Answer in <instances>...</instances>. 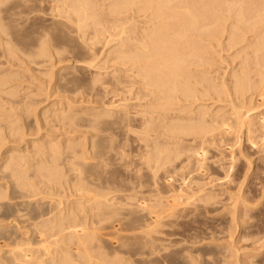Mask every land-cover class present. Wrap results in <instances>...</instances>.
I'll use <instances>...</instances> for the list:
<instances>
[{
	"label": "bare ground",
	"instance_id": "bare-ground-1",
	"mask_svg": "<svg viewBox=\"0 0 264 264\" xmlns=\"http://www.w3.org/2000/svg\"><path fill=\"white\" fill-rule=\"evenodd\" d=\"M1 1V0H0ZM7 1V0H6ZM9 1V0H8ZM51 1V0H50ZM58 1V0H57ZM3 2V1H2ZM43 2V1H42ZM61 2V0H60ZM1 3V2H0ZM4 3V2H3ZM56 3V2H55ZM36 4V3H35ZM33 5V8L36 6V5ZM53 4V3H52ZM58 4H61V3H58ZM62 6L58 7L55 12L56 14H52V15H55L57 16L56 19H59L61 20L62 22L61 23H58V25H60V28L62 27H66V31H68L69 28L71 27H74V29H70L68 31L67 34H76V38L77 36L79 37V40L77 38V41L79 43V41L81 43H77L78 45L76 46H79L81 44H84L82 47L84 49H86V51L83 49V48H78V49H83V54L84 52H87L89 51L87 54H92L94 52V54L92 55H87L85 53L84 57L87 55L89 58V62L90 61H94L96 59L97 56L103 54L102 52H105L103 51V48L104 49H107L109 47V52H107L106 54L108 55V57L110 56H113L112 59H115L113 60L112 63L115 64V62L117 63L115 66H119V70L115 71L116 73V76H118L120 73V77H115L113 76L112 80L115 81L114 84L116 83V87L118 86H123V87H126V90L128 92V90L130 89H127V87L131 88L132 89L134 87H136V96H137V99H143V100H149L150 101H153L152 104V109L150 110L148 107V109L150 110L149 112H153V114L157 116L156 117H153V119H150L147 121V123H145V130L141 132V136L139 137L140 141L142 142H149V140L147 138H144V136H148V138H150L147 133L150 132V133H154L156 131H159V129L162 128V133L163 134H159V135H162L163 137L165 136L164 141L162 140V142H158V140H156L157 142L153 143V148L154 149H151L153 150L152 151V155L149 156L147 159H143V160H146V162L144 163V167H147L146 169H148L149 171V175L152 179H156L158 178V174H160V172L162 170H164V173H165V168L167 167L168 164H170L171 162H178V160H180L184 155H188V157H193L192 160L195 158L196 160V165L193 164V169L194 167L196 166V172H195V169H194V175L195 173H198L197 171H199V173L201 172V170L204 169L205 165H206V161H204L206 159V157L209 155L207 154V151L205 149V146H206V141L207 140H210V139H207L205 142L202 141L205 143V146L204 144H202L198 149L197 148H194V145L190 144L188 146L187 143L183 144V142L181 143L180 139H181V136H186V137H189L188 135L190 134V136H197V138L199 137H204V140L206 139V137H210L208 136L209 134H213L215 132V134L217 135V132H221V133H225L224 136H226L227 134H231L234 132V134H241V133H244V134H247L246 136L247 137H251V135H253V133L255 131H252L254 129V125L251 119V116L252 114L250 115V112L254 109L252 108V104L249 103V104H246L245 101L247 99H249L248 101L251 102L252 98L254 96H256L257 98H259V101L258 102H261V104H263L264 102V0H67V1H64L62 0ZM22 4L18 5L17 4V7L21 6ZM25 7H27V5H24ZM23 7V6H21ZM31 6H29L30 8ZM52 7V6H51ZM16 8V7H15ZM14 8V9H15ZM20 8V7H19ZM24 8V7H23ZM56 8V7H55ZM105 8H109L108 10L105 9ZM13 9V8H12ZM17 9V8H16ZM31 9V8H30ZM129 9H133V13L130 14L131 16L132 15H135L137 14L138 12L142 14H145V16H148L150 18V21H142L140 24L143 26L141 27L140 24H135L133 27L129 26V22L130 20H132L131 18H133V16L131 17H128L129 13H130V10ZM11 11V10H10ZM31 11V10H30ZM38 11L40 12V10L38 9ZM42 11V10H41ZM50 11V9H49ZM105 11H108V12H105ZM126 11H129L127 13V15L125 14ZM25 12V11H24ZM26 12H29L27 11L26 9ZM38 12V13H39ZM50 12H53L50 11ZM125 12V13H124ZM135 12V13H134ZM16 13V12H15ZM23 13V12H22ZM32 13V12H31ZM104 13H107V14H104ZM126 15L124 18H122V21L121 18H119L118 16L120 14ZM138 13V15H139ZM25 14V13H24ZM27 14V13H26ZM116 15V17H115ZM11 16V15H10ZM15 16V15H14ZM53 16V19L54 17ZM100 16H103L102 18H100ZM142 16V15H141ZM1 17V15H0ZM13 17V16H11ZM112 17V18H111ZM118 17V19H117ZM127 17V18H126ZM37 18V16H36ZM34 18V19H36ZM41 18V17H40ZM47 18V17H46ZM111 18V19H110ZM30 19V18H29ZM33 19V18H32ZM120 19V20H119ZM125 19V20H124ZM43 20H46L45 18ZM135 20V19H134ZM14 21V20H12ZM11 21V22H12ZM31 21V19H30ZM33 21V20H32ZM31 21V22H32ZM58 21V20H57ZM133 21V20H132ZM131 21V22H132ZM38 22V20H37ZM89 22H93L95 23L96 27H98L99 25V28L100 26H107V30L104 31V33H106V36L105 34L101 31V33L105 36V37H102L101 35V38H95V36H91V38L87 37V30L88 28H90V23ZM134 22V21H133ZM228 22H230V25L229 26H225V24H227ZM13 23V22H12ZM34 23V22H33ZM39 23H42V22H39ZM48 23V22H47ZM137 23V22H135ZM35 24H37L35 22ZM44 24V22H43ZM43 24L41 26H43ZM134 24V23H133ZM149 24V26H148ZM4 25V24H3ZM12 25V24H11ZM15 25V22L14 24ZM29 25L31 26V24L29 23ZM90 25V26H89ZM126 25V26H125ZM33 26V25H32ZM48 26V25H47ZM53 26V25H52ZM52 26H50L52 28ZM62 26V27H61ZM110 26V27H109ZM54 27V26H53ZM57 27V26H56ZM96 27H93L94 29H97ZM13 28V27H12ZM16 28V26H15ZM27 28V27H26ZM36 28L40 29L39 33H35L38 34L36 35L37 37H39V35L42 33L41 30L43 31V29H41L40 27H32L30 28L31 30L34 29L36 30ZM64 28H62L64 30ZM11 29V28H10ZM46 29V28H45ZM44 29V30H45ZM48 29V28H47ZM53 29V28H52ZM87 29V30H86ZM14 30V29H13ZM12 30V31H13ZM17 30H20V29H17ZM29 30V28H28ZM49 30V29H48ZM48 30H45V31H48ZM51 30V29H50ZM0 39L2 42L6 43L4 44L6 49L8 51L11 52L10 48L12 47V45H10L11 47H9V49L7 48V46H9V44L7 43L8 41H5V39H3L2 37L4 36H9L8 35V30H5V28L1 27L0 25ZM33 31V30H32ZM31 31V32H32ZM44 31L43 34H46V32ZM60 31V30H58ZM90 31V30H89ZM114 31V32H112ZM10 32V31H9ZM16 32V31H15ZM13 31V33H15ZM19 32V31H17ZM26 32V31H24ZM29 32V34L31 33ZM41 32V33H40ZM51 32V31H49ZM92 32V30L90 31V33ZM227 32L226 34H228V42L229 43L228 45H232L233 49L234 48H240V51H239V54H234L236 55L237 57L241 56V54L244 55V57L242 58L243 61L238 65V69H237V66H236V70L234 69V71H232V73L230 74V76L233 75V82L231 83L232 85V88L231 90L227 89L226 86L224 84L226 83H222L223 80H218V81H222L221 82V86L220 84H216L214 79L211 78L213 75H211L210 77V74L207 72V70H209V72H212L210 71L211 68H208L211 61H209V59L206 57L207 54H211V51L214 52V46L218 49H221L219 48L220 46L218 44H221L219 43V38L222 37L221 35L223 33ZM48 33V32H47ZM57 33V32H56ZM64 33V32H63ZM97 33L100 35V31H97ZM97 33H94L97 34ZM34 34V33H32ZM31 34V35H32ZM42 34V35H43ZM61 34V33H60ZM2 35V37H1ZM4 35V36H3ZM16 35V34H15ZM24 35V34H23ZM34 35V36H35ZM62 35V34H61ZM91 35V34H90ZM89 35V36H90ZM224 35V34H223ZM11 36V35H10ZM27 36V35H25ZM41 36V35H40ZM48 36V35H47ZM46 36V37H47ZM55 37L59 36V35H54ZM63 36V35H62ZM15 37V36H14ZM17 37V36H16ZM32 37V36H31ZM43 37V36H41ZM49 37V36H48ZM65 37V36H64ZM68 37V36H67ZM66 37V39H67ZM72 37V36H71ZM92 37H93V40H94V43L92 44H88L89 40H87L86 42V39H90V43H91V40H92ZM22 38V37H21ZM26 38V37H25ZM50 38H51V35H50ZM53 38V37H52ZM4 41H3V40ZM14 39V38H13ZM17 39V38H16ZM30 39V38H28ZM34 39V38H33ZM41 38V40L39 41L40 42V45H39V51L34 55L36 58H45L47 57L50 53V51L48 52L47 50V43L49 40H46ZM48 39V38H47ZM54 39V38H53ZM52 39V43H54ZM64 39V38H63ZM62 39V40H63ZM69 39V38H68ZM67 39V40H68ZM227 39V38H226ZM20 40V39H18ZM17 40V42H19ZM27 40V39H26ZM31 40V39H30ZM35 40V39H34ZM92 40V42H93ZM51 41V40H50ZM49 41V42H50ZM96 41V42H95ZM221 41V40H220ZM9 42H12L9 41ZM31 42H34V41H31ZM58 42V40H57ZM57 42L55 44H57ZM66 42V41H65ZM69 42V41H68ZM67 42V44H68ZM71 42V41H70ZM74 42V41H72ZM83 42V43H82ZM86 42V43H85ZM103 44H102V43ZM218 42V43H217ZM222 42V41H221ZM13 43V42H12ZM20 43V42H19ZM27 43V42H26ZM25 43V44H26ZM101 43L103 48H102V52L98 51V50H95L96 52L98 51V53H100L98 55L95 54L96 52L93 51L94 48H96V44L97 45H101L99 44ZM217 43V45L215 44ZM1 44V43H0ZM8 44V45H7ZM54 44V45H55ZM74 44V43H73ZM88 44V45H87ZM225 44V43H224ZM7 45V46H6ZM17 45V44H16ZM66 45V43H65ZM112 45H115L114 47L110 48ZM230 46H227V48L229 47V49H231L232 47ZM3 45H1L0 47H2ZM19 45H17L18 47ZM23 46V45H22ZM38 46V45H37ZM51 46V44L49 45ZM68 46V45H66ZM95 46V47H94ZM224 46V45H223ZM226 46V45H225ZM239 46V47H238ZM4 47V46H3ZM2 47V50H5L3 49ZM16 47V48H17ZM21 47V46H20ZM53 47V46H51ZM70 47V44L69 46ZM72 47V46H71ZM70 47V49H71ZM98 47V46H97ZM231 47V48H230ZM14 50L16 49L15 47H13ZM25 48V47H24ZM28 48V47H27ZM37 48V47H36ZM56 48V47H55ZM59 48V47H58ZM72 48H75L72 47ZM77 48H75L74 50L78 51ZM101 48V47H100ZM12 49V48H11ZM19 49V48H18ZM38 49V48H37ZM51 49V48H50ZM54 49V48H53ZM52 49V50H53ZM88 49V50H87ZM226 49V48H225ZM224 49V50H225ZM232 49V50H233ZM13 50V49H12ZM27 50V49H26ZM55 50V49H54ZM72 50V49H71ZM107 50V51H108ZM217 50V49H216ZM237 50V49H236ZM17 51V50H15ZM20 51V50H18ZM17 51V52H18ZM57 52H54L55 55L59 52L58 50H56ZM66 51V49H65ZM5 52V51H4ZM3 52V53H4ZM14 51H12L10 54L14 55L13 53ZM24 52H27V51H24ZM29 52V51H28ZM31 52V51H30ZM71 52H74L73 50ZM79 52V51H78ZM80 52V53H82ZM219 52V51H218ZM1 53V54H3ZM8 53H5V54H8ZM32 53V52H31ZM30 53V54H31ZM49 53V54H48ZM52 53V54H54ZM61 53V51H60ZM66 53L69 54L68 51H66ZM76 53V52H75ZM217 53V52H215ZM223 54V51L220 52ZM238 53V51H237ZM19 54V53H18ZM23 54V53H22ZM77 54V53H76ZM219 54V53H218ZM217 54V56H218ZM9 55H8V58H9ZM21 55V54H20ZM26 55V54H25ZM53 55V56H55ZM63 55V54H62ZM66 55V54H65ZM82 55V54H81ZM107 55L105 56V58H108ZM216 56V54H213V56ZM234 55H232L234 57ZM17 56V55H16ZM23 56V55H22ZM78 56V55H77ZM77 56H75V58H78ZM80 56V55H79ZM103 56V55H102ZM212 56V55H211ZM235 56V57H236ZM3 57V55H2ZM1 57V58H2ZM14 57V56H13ZM12 57V58H13ZM25 57V56H24ZM30 57V56H29ZM34 57V58H35ZM56 59H57V56H55ZM52 58V60H54V58ZM67 57V55H66ZM70 57V56H68ZM67 57V59H68ZM83 57V55H82ZM100 57V56H99ZM210 57V56H209ZM223 56H221L222 58ZM236 57V59H238ZM0 58V59H1ZM20 58V57H18ZM17 58V60H18ZM33 58V59H34ZM62 58V57H61ZM59 58L58 61L61 59ZM65 58V57H64ZM81 58V57H79ZM103 58V57H102ZM217 59V57H215ZM220 58V57H219ZM224 58V57H223ZM241 58V57H240ZM239 58V59H240ZM5 59V58H4ZM11 59V57H10ZM14 59V58H13ZM25 59V58H24ZM72 59H73V56H72ZM87 60V58H85ZM112 59H107L108 61H112ZM235 59V60H236ZM12 60V59H11ZM22 60V59H21ZM20 60V61H21ZM26 60V59H25ZM37 60V59H36ZM51 60V61H52ZM65 60V59H64ZM78 61H75L76 63L79 62V59H77ZM82 60V58H81ZM80 60V61H81ZM86 60H82V62L85 63ZM106 60V59H105ZM106 60V61H107ZM212 60V59H211ZM241 60V59H240ZM10 61V60H8ZM14 61V60H13ZM13 61L11 62H8L7 64H10L12 63L13 64ZM16 61V60H15ZM14 61V63H15ZM19 61V62H20ZM34 61V60H33ZM61 61V60H60ZM71 61V59L69 60V62ZM74 61V59H73ZM72 61V62H73ZM107 61V62H108ZM216 61V60H215ZM6 62V61H5ZM4 62V63H5ZM18 62V63H19ZM39 62V60H38ZM41 62V61H40ZM39 62V63H40ZM66 62H68V60H66ZM102 62V61H101ZM214 62V61H213ZM2 63V62H1ZM21 63V62H20ZM27 63V62H26ZM29 63V62H28ZM37 63V64H39ZM43 63V61H42ZM49 63V62H48ZM58 63V62H57ZM60 63V62H59ZM75 63V64H76ZM88 63V62H87ZM106 63V62H105ZM212 63V62H211ZM17 64V61L16 63ZM14 64V65H15ZM32 64V62H31ZM41 64V63H40ZM44 64V63H43ZM41 64V65H43ZM53 64V63H52ZM86 64V63H85ZM89 64V63H88ZM86 64V65H88ZM92 64V67L93 68V63L90 62V66ZM213 64V63H212ZM230 64V63H228ZM1 65V64H0ZM3 65V63H2ZM11 65V64H10ZM26 65V64H24ZM28 65V64H27ZM40 65V66H41ZM46 65V64H44ZM59 65V64H58ZM81 65V64H79ZM96 65V64H95ZM98 65V64H97ZM216 65V64H215ZM227 65V64H226ZM233 65V63H232ZM232 65H228V67H231ZM18 66L17 68L21 67L22 66H19V65H16ZM40 66H36L38 68H40ZM49 66V65H48ZM74 66V65H73ZM82 66V65H81ZM3 67V66H2ZM10 67V66H9ZM12 67V65H11ZM24 67V66H23ZM26 67V66H25ZM29 67H31L30 65L27 66V72ZM47 67V66H46ZM76 67V66H75ZM74 67V68H75ZM80 67V66H79ZM106 67V66H105ZM114 67V66H113ZM207 67V70L205 69ZM211 67V66H210ZM216 67V66H215ZM227 66L225 68H228ZM34 68V67H33ZM37 68V69H38ZM72 68V67H71ZM90 68V67H89ZM88 68V69H89ZM97 68V67H96ZM111 68V67H110ZM217 68V67H216ZM216 68H213L214 70H216ZM219 68V67H218ZM11 69V68H10ZM87 69V68H86ZM85 69V70H86ZM98 69V68H97ZM96 69V70H97ZM100 69V67H99ZM105 69V68H104ZM115 69V68H114ZM117 69V68H116ZM115 69V70H116ZM3 70V69H2ZM9 70V69H8ZM14 70V69H13ZM68 70V69H67ZM76 70V69H74ZM95 70V69H94ZM92 70V71H94ZM95 70V72H96ZM102 71V69H100ZM107 70V69H106ZM1 71V70H0ZM33 71V69L31 70ZM30 71V72H31ZM41 71V70H38V72ZM47 71V70H46ZM72 70H70V73H71ZM91 71V72H92ZM119 71V72H118ZM217 71V70H216ZM3 72V71H2ZM6 72V71H5ZM4 72V73H5ZM43 71H41L40 73H42ZM69 72V70H68ZM90 72V74H91ZM100 72V71H99ZM234 72V73H233ZM8 73V72H7ZM15 73V72H14ZM13 73V74H14ZM19 73V72H18ZM25 73V72H24ZM35 72H33L32 74L34 75ZM37 73V72H36ZM46 73V72H44ZM47 73H49V71H47ZM46 73V76H48ZM64 73V72H63ZM63 73H60V75H62ZM98 73V72H97ZM212 73H215V72H212ZM222 73V72H221ZM29 74V73H28ZM31 74V76H32ZM79 74V73H78ZM88 74V73H87ZM94 74V73H93ZM100 74V73H99ZM107 74V73H106ZM111 74V73H110ZM224 74V73H223ZM222 74V75H223ZM27 75V74H26ZM44 75V74H42ZM105 75V74H104ZM216 75V74H215ZM226 75V74H224ZM10 76L12 75H6L5 74H0V94L1 96H4L6 95L8 98L13 96V92H8V93H5V91H3V89L8 86L9 82H10ZM18 76V75H17ZM45 76V75H44ZM59 76V74H58ZM78 76V75H77ZM93 76V75H92ZM96 76V75H95ZM220 76V75H219ZM229 76V75H228ZM16 77V75L14 76ZM20 77V76H19ZM99 77V76H98ZM104 77V76H102ZM112 77V76H111ZM115 77V79H114ZM221 77V76H220ZM219 77V78H220ZM38 78V77H37ZM40 78V77H39ZM95 78V77H94ZM101 78V76H100ZM99 78V79H100ZM107 78V76H106ZM224 78V77H223ZM13 79V77L11 78V80ZM18 79V78H17ZM20 79V78H19ZM21 79H23L21 77ZM32 79H34L32 77ZM30 79V80H32ZM93 79V78H92ZM96 79V78H95ZM108 79V78H107ZM217 79V78H216ZM228 79V78H227ZM229 79V80H230ZM101 80V79H100ZM110 80V79H109ZM18 81V80H17ZM79 82L83 81V80H78ZM88 81V79H87ZM225 81V80H224ZM228 81V80H227ZM20 82V81H19ZM22 82V81H21ZM78 82L79 86L81 85L80 83ZM85 82V80H84ZM91 82V81H90ZM95 82V81H93ZM104 82V81H103ZM226 82V81H225ZM89 83V82H88ZM99 83V81H98ZM18 84V83H17ZM60 84V83H59ZM90 84V83H89ZM94 84V83H92ZM223 84V85H222ZM229 84V82L227 83ZM22 85V83H21ZM66 85V84H65ZM91 85V84H90ZM89 87H93V86H90ZM107 85H110V84H107ZM13 86V85H12ZM59 86V85H58ZM57 86V87H58ZM82 86V85H81ZM104 86V84L102 85V87ZM106 86V85H105ZM4 87V88H3ZM62 88V85L60 86ZM59 87V88H60ZM69 87V86H68ZM71 87V86H70ZM86 87V86H85ZM84 87V88H85ZM88 87V86H87ZM99 87V86H97ZM96 87V90L98 89ZM108 87V86H107ZM229 87V86H228ZM13 88V87H12ZM76 88V87H75ZM84 88H80L81 90L84 89ZM104 88V87H103ZM102 88V89H103ZM2 89V90H1ZM17 89V88H16ZM15 89V90H16ZM66 89V88H65ZM70 89V88H69ZM87 89V88H86ZM85 89V90H86ZM89 89V88H88ZM93 89V88H91ZM95 89V88H94ZM110 89V88H109ZM118 89V88H117ZM116 89V90H117ZM124 90V88H122ZM9 90V89H8ZM84 90V91H85ZM104 90V89H103ZM111 90V89H110ZM115 90V91H116ZM60 91V90H59ZM58 91V92H59ZM75 91V89H74ZM95 91V90H94ZM100 91V90H99ZM114 91V90H113ZM119 91V90H118ZM125 91V90H124ZM20 92V91H19ZM107 92V91H106ZM126 92V91H125ZM212 92V93H211ZM4 93V95H3ZM65 93V92H63ZM69 93V92H68ZM67 93V94H68ZM76 93V92H74ZM81 93V92H80ZM85 93H88V92H85ZM90 93V92H89ZM102 93V92H101ZM108 93V92H107ZM118 93V92H117ZM22 94V93H21ZM70 94V93H69ZM73 94V92L71 93V95ZM100 94V93H99ZM121 94V93H120ZM127 94V93H126ZM125 94V96H126ZM133 94V93H132ZM212 94L213 95V98L214 96L217 97L218 101L219 99H225V98H229L230 101L228 102H231V105H232V108L231 110H233V112H231L230 115L231 117L233 118H225V115H222V114H219V112L217 113V115H211L213 117H208L209 121L205 119V115H209V112L208 114L206 112H203L206 113V114H203L202 110L199 111V109H196L195 107V110L199 111L198 113L194 114L195 116L197 115V118H193L191 119L189 122L187 120V117H186V120H187V123L188 125L185 126V124H179L181 126H184V127H179V125L176 126L177 123H174V120L175 119H178L179 116L180 118H182L181 116L183 115H180L181 112H183V108L186 110L185 107L183 106H178V104L180 105L181 103L183 102H191V103H195L197 104L198 102H195V100H199V99H209L212 98ZM16 95H17V92H16ZM102 95V94H101ZM113 95V93L111 94ZM116 95V94H115ZM119 95V94H118ZM128 95V99L130 100V96L129 94ZM14 96H15V93H14ZM77 96L74 95V97ZM110 96V95H109ZM6 97V98H7ZM22 97V96H21ZM78 97V96H77ZM76 97V99H77ZM103 97V96H101ZM119 97V96H118ZM132 97V96H131ZM235 97V98H234ZM5 98V97H4ZM5 98V100H6ZM20 98V97H19ZM26 98H28L26 96ZM104 98V97H103ZM127 98V96H126ZM148 98V99H147ZM212 98V99H213ZM1 99V97H0ZM69 99H72L73 100V97L69 98ZM67 99V100H69ZM107 99V98H106ZM109 99V98H108ZM122 99V98H121ZM136 99V100H137ZM205 99V101H206ZM215 99V98H214ZM256 99V98H255ZM4 100V99H3ZM18 100V99H17ZM75 100V98H74ZM73 100V101H74ZM197 100V101H198ZM226 100V99H225ZM225 100H222L225 101ZM6 101H9L6 100ZM11 101V100H10ZM14 101V100H12ZM23 101V100H22ZM25 101V100H24ZM23 101V102H24ZM82 101V100H81ZM81 101L79 103H81ZM94 101V100H93ZM108 101V100H107ZM131 101V100H130ZM135 101V100H134ZM139 101V100H138ZM137 101V102H138ZM202 101V100H199V102ZM204 101V100H203ZM217 100L215 99L213 102H216ZM217 101V102H218ZM247 101V102H248ZM71 102V100L69 101ZM68 102V103H69ZM99 102V101H98ZM117 102V101H115ZM123 102V100H122ZM126 102V101H125ZM129 101H127L128 103ZM133 102V101H132ZM131 102V104H132ZM136 102V103H137ZM143 102V101H142ZM221 102V103H222ZM257 102V101H255ZM6 103V102H5ZM11 103V102H10ZM72 103V102H71ZM70 103V104H71ZM78 103V104H79ZM92 103V102H91ZM90 103V104H91ZM94 103V102H93ZM111 103V102H110ZM113 103V102H112ZM121 103V102H120ZM118 103V104H120ZM134 103V102H133ZM141 103V102H140ZM149 103V102H148ZM177 103V106L176 107V112L177 114H174L173 111L175 112V110H173V107H175ZM185 103V104H186ZM207 103V102H205ZM220 104V102H218ZM217 103V104H218ZM224 103V102H223ZM3 104V102H2ZM13 104V103H12ZM15 104V103H14ZM77 103H75L76 105ZM95 104V103H94ZM105 104V103H104ZM103 104V105H104ZM125 104V103H124ZM123 104V105H124ZM130 104V105H131ZM143 104V103H142ZM146 104V103H145ZM210 104V103H209ZM216 104V103H215ZM225 104V103H224ZM246 104V105H245ZM7 105H9L7 103ZM64 105V104H63ZM66 105V104H65ZM74 105V104H73ZM114 105V103H113ZM116 105V104H115ZM129 105V106H130ZM192 105V106H194ZM199 105V103H198ZM5 106V104H4ZM95 106V105H93ZM112 106V105H111ZM117 106V105H116ZM115 106V108H116ZM120 106H122V104L119 105V108H121ZM127 106V105H125ZM135 106V105H134ZM186 106V105H185ZM210 106V105H209ZM227 106V105H226ZM229 106V105H228ZM250 107L251 108H248L246 109L247 107ZM255 106V105H254ZM256 106L257 103H256ZM259 106H262V105H259ZM264 106V104H263ZM15 107V106H13ZM21 107V106H20ZM25 107V106H24ZM69 107V106H68ZM67 107V108H68ZM81 107V106H80ZM107 107V106H106ZM132 107V106H131ZM138 107V106H137ZM190 107V106H188ZM187 107V108H188ZM199 107V106H198ZM197 107V108H198ZM246 107V108H245ZM5 108V107H4ZM4 108L2 107V109L4 110ZM17 108V107H16ZM29 108V107H28ZM52 108V107H51ZM83 108V107H82ZM104 108V107H102ZM111 108V107H109ZM118 108V107H117ZM127 108V107H126ZM136 108V107H135ZM142 108V107H141ZM140 108V109H141ZM146 108V109H147ZM200 108V107H199ZM206 108V107H205ZM210 108V107H209ZM213 108V106H212ZM219 108V107H218ZM244 108L246 111H244ZM259 108V107H258ZM263 108V107H262ZM262 108L260 107V110H262ZM0 109V111L2 110ZM6 109V108H5ZM11 109V108H10ZM9 109V111H10ZM25 110V108H23ZM58 109V108H57ZM69 109V108H68ZM89 109V108H88ZM107 109V108H106ZM125 108H123L122 110H124ZM128 109V108H127ZM131 109V108H130ZM134 109V108H133ZM145 109V108H144ZM194 109V108H193ZM193 109L191 112H193ZM202 109V108H200ZM204 109V108H203ZM256 109V108H255ZM30 110V108H29ZM28 111H25V112H29ZM51 110V109H50ZM56 110V109H55ZM102 110V109H101ZM100 110V111H101ZM105 110V109H104ZM111 111V109H108ZM118 109H116L117 111ZM129 110V109H128ZM143 110V109H142ZM225 110V109H224ZM229 110V109H228ZM8 111V109H7ZM8 111V112H9ZM15 111V110H14ZM52 111V110H51ZM69 111V110H68ZM91 110H89L90 112ZM134 111V110H133ZM144 111V110H143ZM148 111V110H146ZM145 111V113H146ZM210 111V110H209ZM263 111V110H262ZM12 112V110H11ZM65 112V111H64ZM72 112V111H71ZM88 112V113H89ZM107 112V111H106ZM123 112H126V111H123ZM128 112V111H127ZM126 112V114H124V116L122 115L121 116V121H119V125H120V128L119 129H122V125L123 127L125 128V130H128L130 131V128L131 127V124L129 122L130 118L128 113ZM130 112V111H129ZM132 112V111H131ZM135 112V111H134ZM133 112V113H134ZM151 112V114H152ZM186 112V111H185ZM190 112V113H191ZM196 112V111H194ZM7 113V112H6ZM50 113V112H48ZM51 113H54L51 112ZM61 113V112H60ZM63 113V112H62ZM69 113V112H68ZM67 113V116H70L69 114ZM75 113V112H73ZM77 113V112H76ZM87 113V111L85 112ZM95 113V112H94ZM100 113V112H99ZM110 113V112H109ZM113 111L111 112V115H112ZM117 113V112H115ZM172 113V114H171ZM189 112L187 114H190ZM215 113H216V110H215ZM221 113H222V110H221ZM228 113V112H227ZM261 113V112H260ZM5 114V113H4ZM33 114V112L31 113ZM55 114V113H54ZM52 114V115H54ZM82 114L84 115L83 113V110H82ZM147 114V113H146ZM149 114V115H151ZM182 114V113H181ZM28 115V114H27ZM30 115V114H29ZM55 115H58V114H55ZM54 115V116H55ZM62 115V114H61ZM66 114H63V116L65 117ZM76 115V114H75ZM79 115V113L77 114V116ZM87 115V114H85ZM105 115V114H104ZM116 114H114V117H115ZM118 115V114H117ZM121 115V114H120ZM131 115V114H130ZM136 115V114H134ZM140 115V113H139ZM153 115V116H154ZM174 115V116H173ZM191 115V114H190ZM193 115V114H192ZM4 116V115H3ZM2 114H1V117H3ZM7 116V115H6ZM8 116H9V113H8ZM17 115H15L14 117H16ZM51 116V115H50ZM49 116V117H50ZM62 116V117H63ZM89 116V115H87ZM98 116V115H97ZM106 116V115H105ZM144 116V114H143ZM142 116V117H143ZM176 116V117H175ZM228 116V115H226ZM257 116V115H256ZM262 116V115H261ZM19 117V116H18ZM48 117V116H47ZM46 117V118H47ZM59 117V116H58ZM57 117V118H58ZM63 117V118H64ZM86 117V116H84ZM95 117V116H94ZM112 117V116H110ZM113 117V118H114ZM136 117H138L136 115ZM145 117V116H144ZM152 117V116H151ZM189 117V115H188ZM229 117V116H228ZM253 117V116H252ZM255 117V116H254ZM6 118V117H5ZM12 118V117H11ZM10 116H9V119H11ZM52 118V117H51ZM56 118V117H55ZM67 118V117H66ZM72 118V119H71ZM68 117V119L70 120H74L75 119V116L74 118L73 117ZM91 118V116H90ZM116 118V117H115ZM123 118V119H122ZM133 118V117H132ZM135 118V117H134ZM155 118V119H154ZM175 118V119H174ZM179 118V119H180ZM61 119V118H60ZM65 119V118H64ZM77 119V118H76ZM83 119V118H82ZM80 120V115H79V119L80 121H84V120ZM85 119V118H84ZM87 119V118H86ZM89 119V118H88ZM96 127L98 126V123L100 125L101 121H103V117L101 116H98V118L96 117ZM120 119V118H119ZM178 119V120H179ZM184 119V118H183ZM183 119H180L179 122ZM189 119V118H188ZM254 119V118H253ZM260 119V118H259ZM7 120V119H5ZM4 120V121H5ZM12 120H14L12 118ZM55 120H58V119H55ZM62 120V119H61ZM70 120V121H71ZM77 120V121H78ZM105 120V119H104ZM109 120V118H108ZM111 120V119H110ZM134 120V119H133ZM173 120L172 123L174 124L172 125L171 124V121ZM255 120V119H254ZM257 120V119H256ZM255 120V121H256ZM262 120V119H261ZM3 122V120H1ZM64 121V120H63ZM68 121V120H67ZM67 121H65L67 123ZM71 121V123H72ZM75 121V120H74ZM73 121V122H74ZM88 121V120H87ZM90 121V120H89ZM88 121V123H89ZM92 121V120H91ZM90 121V122H91ZM131 121V120H130ZM143 121V120H142ZM260 120H258L259 122ZM0 122V123H2ZM17 122V121H16ZM56 122V121H54ZM60 122V121H59ZM69 122V121H68ZM79 122V121H78ZM85 122V121H84ZM115 122H117V120H115ZM139 122V120H138ZM141 122V121H140ZM170 122V123H169ZM177 122V121H176ZM185 121H182V123H184ZM258 122H254L255 123H258ZM262 123H258V125H261L262 127L258 129V131L262 134H260L263 138H264V134L262 132H264V119L261 121ZM8 123V122H7ZM61 123V122H60ZM64 123V122H63ZM64 123V124H66ZM69 122L68 125L71 124ZM77 123V122H76ZM85 125L86 126H90V124L88 125ZM112 123H114L112 121ZM118 123H115L117 126H118ZM181 123V122H180ZM3 124V123H2ZM5 124V123H4ZM62 124V123H61ZM86 124V123H85ZM113 124V126L115 125ZM144 124V123H143ZM147 124V125H146ZM76 124L73 123L72 126H74ZM93 125V124H92ZM103 125V124H102ZM115 125V126H116ZM170 125V127H168ZM173 128H172V126ZM257 125V124H256ZM257 125V126H258ZM10 126V125H8ZM13 126V125H12ZM65 126V125H64ZM67 126V125H66ZM70 126V127H72ZM112 126V125H111ZM112 126V127H113ZM135 126V125H134ZM138 126V125H136ZM141 126V125H140ZM147 126V127H146ZM3 127V125H2ZM7 127V126H6ZM14 127V126H13ZM19 127V126H18ZM75 127V126H74ZM73 127V128H74ZM80 127V126H78ZM95 127V126H94ZM93 127V128H94ZM106 127V126H105ZM104 127V128H105ZM253 127V129H252ZM256 127V126H255ZM10 128V127H9ZM76 128V127H75ZM81 128H84V127H81ZM108 128V127H107ZM111 128V127H110ZM110 128H109V131H110ZM117 128V127H116ZM115 128V130H116ZM142 128V127H141ZM171 128V129H170ZM6 129V128H5ZM8 129V128H7ZM69 129V128H68ZM67 129V130H68ZM80 129V128H79ZM96 129V128H95ZM101 129V128H100ZM113 129V128H111ZM164 129L166 131H164ZM17 130V129H16ZM22 130V129H21ZM66 130V131H67ZM75 130H78V128H76ZM88 133H92L90 130V128H88ZM97 130V129H96ZM107 130V129H106ZM114 130V129H113ZM112 130V131H113ZM124 130V129H123ZM134 130V128H133ZM138 130V129H137ZM136 130V131H137ZM4 131V130H3ZM12 131V130H11ZM73 131V130H72ZM93 131V130H92ZM95 131V130H94ZM99 131V130H98ZM98 131H97V134H98ZM104 131V130H103ZM102 131V132H103ZM117 131V130H116ZM119 131V130H118ZM132 131V129H131ZM130 131V132H131ZM136 131H132L131 133L133 132H136ZM139 131H141V129H139ZM258 131H256L257 133H259ZM262 131V132H261ZM23 132V131H22ZM21 132V133H22ZM101 132V131H99ZM121 133V130L119 131ZM255 132V133H256ZM12 133V136H15V134L13 135V131L11 132ZM18 133V132H17ZM20 133V131H19ZM18 133V134H19ZM20 133V134H21ZM68 133V131H67ZM89 133V134H90ZM94 133V132H93ZM96 133V132H95ZM107 133V131H106ZM123 133V132H122ZM152 133V134H153ZM157 133V132H156ZM161 133V131L159 132ZM221 133H218V136ZM3 134V133H2ZM1 134V135H2ZM73 134V133H72ZM71 134V135H72ZM84 134L87 135V131L86 133L84 132ZM83 134V135H84ZM96 134V135H97ZM116 134V133H115ZM130 134V133H129ZM136 134V133H134ZM133 134V135H134ZM138 134V132H137ZM151 134V135H152ZM233 134V135H234ZM236 134V135H237ZM0 135V136H1ZM10 135V134H9ZM70 135V134H69ZM118 135V134H116ZM125 135V133H124ZM154 135H156L154 133ZM157 134V136L160 138ZM167 135V137H166ZM215 135V137H217ZM3 136V135H2ZM6 136V135H5ZM21 136V135H19ZM23 136V135H22ZM21 136V137H22ZM85 136V135H84ZM100 136V134H99ZM104 136V135H103ZM107 136V135H106ZM135 136V135H134ZM137 136V135H136ZM135 136V137H136ZM241 136V135H240ZM75 137V136H74ZM119 137V136H118ZM213 137V135H212ZM212 137H210L211 139H213ZM214 137V140L216 139ZM228 137V136H226ZM232 137V136H231ZM2 138V137H1ZM49 138V137H48ZM87 138V137H85ZM84 138V139H85ZM101 138V137H100ZM106 138V137H105ZM132 138V137H131ZM154 138V137H153ZM185 138V137H184ZM183 138V139H184ZM196 138V137H194ZM218 139L216 140V142H218L219 140V137H217ZM223 138V136H222ZM241 138V137H240ZM262 138V140H263ZM92 139H96V137L92 138ZM99 140V138H97ZM96 139V140H97ZM108 139V137L106 138ZM110 139H112L110 137ZM124 139V138H123ZM138 139V137H137ZM156 139V138H155ZM187 139V138H186ZM201 140V138H199ZM225 139V138H224ZM228 139V138H227ZM235 139V138H234ZM242 139V138H241ZM249 139H252L251 138H248L247 140ZM255 139V138H253ZM261 139V138H260ZM1 140V139H0ZM16 140V139H14ZM77 140V139H76ZM83 140V139H82ZM109 140V139H108ZM126 140V139H125ZM133 140V138H132ZM138 140V141H139ZM146 140V141H145ZM167 140V142H166ZM190 140V139H189ZM199 140V141H200ZM221 140V139H220ZM230 140V139H229ZM259 140V139H257ZM4 141V140H3ZM13 141V140H12ZM51 141V140H49ZM54 141V140H53ZM92 141V140H91ZM104 141V139H103ZM102 140L97 142V143H92L94 144L93 146L95 148L92 147L93 150H96L94 152L95 154V157H98V159L102 161V163L104 162V164L106 163L107 160V153L109 154L110 152V149L113 147L112 144H109V145H106V142L104 143ZM112 141H114L112 139ZM128 141V140H127ZM137 141V140H136ZM185 142V139L183 140ZM200 141V142H202ZM211 141V140H210ZM222 141V140H221ZM237 141V139H236ZM241 141V140H240ZM253 141V140H252ZM251 141V142H252ZM256 141V140H255ZM17 142V140H16ZM40 142V141H39ZM52 142V141H51ZM57 142V140L55 141ZM72 142V141H71ZM86 142V141H85ZM95 142V140H94ZM122 142V141H121ZM196 142V141H195ZM209 142V141H207ZM220 142V141H219ZM230 142V141H229ZM37 143V142H35ZM47 143V142H46ZM54 143V142H52ZM70 143V142H69ZM74 143V142H73ZM80 143H82L80 141ZM108 143H111L110 141ZM114 143V142H113ZM117 143V142H116ZM130 143V142H129ZM189 143V141H188ZM194 143V142H192ZM199 143V142H198ZM196 142V144H198ZM231 143V142H230ZM228 143V144H230ZM243 142H241L240 145H242ZM255 143V142H254ZM262 143V142H261ZM39 144V143H38ZM37 144V145H38ZM43 144V143H41ZM49 144V146L47 145L46 148H50V149H47L48 152H51L53 155L49 160H51L50 162L48 163H52L54 166H51L47 163V166L46 164L40 162V164H44L43 167H39V170H37V175L38 177H44V178H49L51 180H53L54 182L57 181L56 184L54 185H57L58 187H61L60 183H62V178L64 177V180L67 182L66 178L62 172L63 170H65L66 168H64L65 166H67V164L65 162H67L69 164V167H74V168H70V172H72L73 170V177H74V174H75V179L73 178L72 181L73 183H71V185L75 183V185L73 186V191H76V194L78 193L79 194V199H76L73 203L74 205L70 206L69 207V210H66L64 206H62L63 204V201L59 198L60 201H52L49 203L50 206H48V208H45L43 209L42 211H35L33 210L32 211V214H34V216L32 217V220L34 223L30 224L29 228L32 229V227L36 230V234L37 235H34L32 236L33 237H36L37 238H33L35 239V241H32L31 238H28V232L31 230H28L26 232H19V230L17 231V233L11 231L10 230H3V233L0 231V238L3 239L4 242V246H1L0 245V264H130V263H134V264H159L158 262H160V259H162V262L164 261L163 259L167 260L168 262L171 260H168L171 256V254H169V258H167L168 254L166 253L165 250L161 251L162 250V245L166 244L165 242H163V236L162 234L167 235L168 236H173L172 232H168L167 233V230H171V228H175L176 226L178 227L179 224L182 223L183 220H181V223H178L179 222V219H182L184 218V208L180 205H182V198H181V194H182V191H184V193L186 195H188V193H190L191 191L193 192V188H190L192 185H190V183L188 184V181L187 183H183L184 181V177H181V178H184L182 181V184L183 186L186 184L190 185V187L188 186V188L186 187H182L184 189H190L191 191L190 192H185L186 190H182L181 188V192L179 191V193H173V191H168L167 189H165L166 191L170 192L171 194L173 193V195L171 196V198H164L166 200H163L165 201L164 203L161 202V204H150V202L153 200L152 196V200L149 202L148 204V201L146 200V198H144V200L142 199L141 201L142 202H139L137 203L136 199L137 196H135L136 198L134 199V202L136 201V206H137V211H134V208H133V211L134 212H128L126 214H123L116 206V204L114 203L115 201H113L112 199H109L108 197L111 196L109 195V193H107L106 191L107 190H111L112 186H118L119 183H121V179L120 177L117 176V174L113 173V172H107V164H103L101 163V161L99 162V164H96V163H92L91 161L89 162L90 159L87 160V158L85 159V157L87 156H84V155H87L83 149L82 150H76L75 146H73L74 148H69L67 151L65 150L66 152V158L67 159H64V160H67L65 161L64 163L66 164L62 169V172H61V167H59V165L61 166V163L60 161H63L61 160L62 159V154H60L56 145L54 144H51L50 142L47 143ZM60 144V143H59ZM68 144V143H67ZM79 144V143H78ZM77 144V145H78ZM83 144V143H82ZM91 144V145H92ZM135 144V143H134ZM138 144V143H136ZM148 144V143H147ZM146 143L143 144L142 148L144 147L145 145V148H146ZM187 144V145H186ZM201 144V143H200ZM210 144V143H209ZM211 144H216V143H213L211 141ZM220 144V143H219ZM223 144V142H222ZM221 144V145H222ZM236 144V143H234ZM232 144V145H234ZM238 144V142H237ZM250 144V143H249ZM264 144V143H262ZM16 145V144H15ZM45 145V144H44ZM58 145V144H57ZM75 145V144H74ZM217 145V144H216ZM215 145V146H216ZM33 146V145H32ZM36 146V144H35ZM42 146V145H41ZM68 146H70L68 144ZM79 146V145H78ZM81 146V145H80ZM84 148L86 147L85 145H83ZM82 146V147H83ZM112 146V147H111ZM119 146V144H118ZM122 146V145H121ZM134 146V145H132ZM138 146V145H136ZM140 146V145H139ZM150 146V145H149ZM209 146V145H208ZM207 146V147H208ZM214 146V145H213ZM214 146V147H215ZM238 145H236L237 147ZM260 146V145H258ZM44 147V146H43ZM56 147V148H55ZM206 147V148H207ZM219 147V146H217ZM215 147V148H217ZM242 147V146H241ZM35 148V147H34ZM41 148V147H40ZM44 148V149H46ZM65 148V147H64ZM79 148V147H78ZM151 148V147H150ZM150 148H147V149H150ZM225 148V147H224ZM233 149L234 147L230 146V149ZM240 148V146H239ZM238 148V149H239ZM56 149L57 151L59 152H56ZM60 149V148H59ZM67 149V148H65ZM91 149V150H92ZM114 149V148H113ZM116 149V148H115ZM140 149V147L138 148ZM228 149V148H227ZM132 150V149H131ZM223 150V149H222ZM234 150V149H233ZM240 152H241V149H239ZM238 150V151H239ZM258 150V149H257ZM261 150V149H260ZM264 150V149H263ZM14 151V150H13ZM30 151V150H29ZM35 151V149H34ZM38 151V150H37ZM37 151L35 153V155L37 154ZM41 151V150H40ZM39 151V152H40ZM83 151V152H82ZM89 151V150H88ZM113 151V150H112ZM149 151V150H148ZM229 151V149L227 150ZM236 151V150H235ZM10 152V151H9ZM47 152V151H46ZM90 152V151H89ZM118 152V151H117ZM121 152V151H120ZM119 152V153H120ZM136 152H137V148H136ZM140 152V151H139ZM210 152V151H209ZM217 152V151H216ZM221 152V151H220ZM226 152V151H225ZM232 152V151H231ZM239 152V153H240ZM244 152V150H243ZM264 152V151H262ZM17 153V152H16ZM15 152H10V156L7 158L6 160V163L4 164L5 165V170L3 168L4 171H7L9 173L8 176L9 178H15L16 179V182L19 180V184H23V183H20V182H24V180L20 181V179H24L26 176L24 175H27L28 176V173L27 174H23L25 172H23L22 174L19 172V170H21V167L19 168L21 162L23 160H26V162L24 163H27V160H29V155H26L28 156H23V154H16ZM19 153H22V152H19ZM32 153H34L32 151ZM41 153L43 154V152L41 151ZM51 153H48V154H51ZM85 153V154H84ZM123 153V151H122ZM93 154V153H92ZM106 154V156H105ZM114 154V153H113ZM118 154V153H117ZM115 154V155H117ZM126 154V153H125ZM134 154V153H133ZM144 154V152H143ZM148 154V153H147ZM151 154V152H150ZM217 154V153H216ZM236 154V152H235ZM244 154V153H243ZM9 155V154H8ZM135 155V154H134ZM146 155V154H144ZM230 155V153H229ZM240 155V154H239ZM242 155V153H241ZM247 154H245L246 156ZM40 156V155H39ZM37 156V157H39ZM44 156V155H43ZM94 156V155H93ZM125 156V155H124ZM123 156V157H124ZM147 156V155H146ZM210 156V155H209ZM220 155L217 156V159ZM32 157V156H31ZM34 157V156H33ZM46 157V156H44ZM106 158L104 161L103 158ZM117 157V156H116ZM130 157V156H129ZM128 157V158H129ZM187 157V156H186ZM226 157V156H225ZM228 157V156H227ZM65 158V157H64ZM115 158V157H114ZM113 158V159H114ZM125 158V157H124ZM123 158V159H124ZM132 158V157H131ZM146 158V157H144ZM216 158V157H215ZM221 158H222V155H221ZM229 163L231 162H234L235 163V160H236V156H234L233 153H231V155L229 156ZM239 158V157H237ZM246 158V157H245ZM251 158V157H250ZM37 159V158H36ZM43 159V158H42ZM95 159V158H94ZM96 158V160H98ZM103 159V160H102ZM136 159V158H135ZM217 159H213V160H217ZM224 159V158H222ZM46 160V159H45ZM93 160V158H92ZM122 160V159H121ZM128 160V159H127ZM140 160V159H139ZM208 160V158L206 159ZM228 160V159H227ZM31 161V160H29ZM28 161V162H29ZM39 161V160H38ZM43 161V160H42ZM117 161V160H116ZM123 161V160H122ZM134 161V160H133ZM204 161V162H203ZM211 161L208 160V163ZM219 161V160H218ZM217 161V162H218ZM238 161V160H237ZM236 161V162H237ZM249 161V157H248V160ZM120 162V161H119ZM127 162V161H126ZM213 162V161H212ZM220 162V161H219ZM242 162V161H241ZM252 162V161H251ZM101 163V164H100ZM115 163H118L115 162ZM121 163V162H120ZM171 163V164H172ZM228 163V165H229ZM233 163V164H234ZM32 164V162H31ZM39 164V163H38ZM123 164V163H122ZM126 164V163H125ZM140 164V163H139ZM177 164V163H176ZM182 166H183V162L181 163ZM214 164V163H213ZM212 164V165H213ZM219 164V163H218ZM221 164H222V161H221ZM247 164V163H246ZM255 164V163H254ZM262 164V163H261ZM33 165V164H32ZM64 165V164H63ZM62 165V166H63ZM72 165V166H71ZM186 165V164H185ZM184 165V166H185ZM210 165V164H209ZM208 165V166H209ZM252 165V164H251ZM39 166V165H38ZM41 166V165H40ZM110 166V165H109ZM114 166V165H113ZM112 166V167H113ZM175 166V165H174ZM173 166V167H174ZM178 166V165H177ZM207 166V167H208ZM217 166V164H216ZM232 166V164H231ZM250 166V165H249ZM25 167V166H24ZM36 167V166H35ZM34 167V168H35ZM212 167V166H211ZM227 167V166H226ZM251 167V166H250ZM120 168V166H119ZM181 168V167H180ZM218 168V167H217ZM229 168V167H228ZM233 168V167H232ZM248 168V172H249V167ZM109 169V168H108ZM124 169V168H123ZM139 169V168H138ZM141 169V167H140ZM176 169V168H175ZM174 169V170H175ZM179 169V168H178ZM184 169L186 170L185 168H181V170ZM207 169V168H205ZM204 169V170H205ZM2 170V169H1ZM35 170V171H36ZM114 170V169H113ZM137 170V169H136ZM167 170V169H166ZM181 170H178L179 172ZM183 170V171H184ZM191 170V169H190ZM189 170V171H190ZM213 170H215L213 168ZM217 170V169H216ZM223 170V167L222 169ZM68 171V170H67ZM177 171V170H175ZM177 171V172H178ZM220 171V169H219ZM233 171V170H232ZM231 171V172H232ZM238 171V170H237ZM65 172V171H64ZM122 172V171H121ZM178 172V173H179ZM206 171H204L203 173H205ZM209 173V171H207ZM206 172V173H207ZM230 172V171H229ZM68 173V172H66ZM163 173V171H162ZM173 173V172H172ZM176 173V172H175ZM174 173V174H175ZM187 173V172H186ZM190 173V172H188ZM192 173V174H193ZM202 174V173H200ZM207 173V174H208ZM214 173V172H213ZM226 173V172H225ZM241 173V172H240ZM32 174V173H31ZM30 174V175H31ZM71 174V173H70ZM191 174V173H190ZM210 174V173H209ZM215 174V173H214ZM227 174V173H226ZM229 174V173H228ZM231 174V173H230ZM229 174V175H230ZM247 174V172H246ZM6 175V174H5ZM120 175V174H119ZM173 175V174H172ZM180 175V174H178ZM178 175H176L178 177ZM188 175V174H187ZM186 175V176H187ZM205 174L203 175H200L204 177ZM218 175V174H217ZM223 175L224 172H223ZM69 177V174L67 175ZM71 176V175H70ZM189 176V175H188ZM192 176V175H191ZM190 176V177H191ZM235 176V175H234ZM241 176V175H240ZM244 177L246 175H243ZM124 177V176H123ZM138 177V175H137ZM144 177V176H143ZM162 177V176H161ZM165 177V176H164ZM172 177V176H170ZM169 177V178H170ZM174 177V176H173ZM194 177V176H193ZM199 177V178H200ZM209 177V175H208ZM214 177V176H212ZM237 177V176H236ZM71 178V177H69ZM128 178V177H127ZM132 178V177H131ZM134 178V177H133ZM180 178V179H181ZM228 178V177H227ZM233 178V177H232ZM243 178V177H242ZM7 179V178H6ZM124 179V178H123ZM159 179V178H158ZM157 179V180H158ZM168 179V178H167ZM171 179V178H170ZM174 179V178H172ZM171 179V180H172ZM179 179V180H180ZM187 179V178H186ZM229 179V178H228ZM246 179V177H245ZM26 180V179H25ZM32 180V179H31ZM35 180V179H34ZM63 180V182H65ZM136 182H132V184H139V187L142 188L143 186L141 185H145L142 183V179L140 180L136 178ZM165 180V179H164ZM188 180V179H187ZM190 180V179H189ZM192 180V179H191ZM214 180V179H212ZM238 180V179H237ZM235 180V181H237ZM242 180V179H241ZM247 180V179H246ZM262 180V179H261ZM29 181V180H27ZM33 181V180H32ZM37 181V180H36ZM41 181V180H40ZM47 181V180H46ZM45 181V182H46ZM52 181V182H53ZM71 181V180H70ZM68 181V182H70ZM71 181V182H72ZM131 181V180H130ZM155 181V180H154ZM161 181V179H160ZM174 182V180H172ZM178 181V180H177ZM186 181V180H185ZM195 181V180H194ZM198 181V180H197ZM200 181V180H199ZM202 182H204V180H201ZM206 181H207V178H206ZM228 181V180H227ZM230 181V180H229ZM240 181V180H239ZM31 182V181H30ZM29 182V184H30ZM35 182V181H34ZM38 182V181H37ZM51 182V183H52ZM53 182V183H54ZM66 182L65 184H63V186L65 185V190L66 192L68 190H70V188H66ZM67 182V183H68ZM119 182V183H118ZM124 182V181H123ZM123 182L122 185L123 186ZM128 182V181H127ZM165 182H168V181H165ZM245 182V181H244ZM257 182V181H256ZM13 183V182H12ZM28 183V182H27ZM40 183V182H39ZM43 183H44V180H43ZM131 183V182H130ZM161 183H164L161 182ZM177 183V182H176ZM175 183V184H176ZM179 183V182H178ZM181 183V182H180ZM193 183V182H192ZM197 183V182H196ZM209 184V182H207ZM212 183L214 184L215 182L212 181ZM211 183V184H212ZM230 183V182H229ZM236 183V182H235ZM34 184V183H33ZM37 184V183H36ZM49 184V183H48ZM60 184V185H59ZM126 184V183H125ZM129 184V182H128ZM149 184V183H148ZM167 184V183H166ZM212 184V185H213ZM216 184V183H215ZM232 184L234 183H231V186ZM242 184H243V181H242ZM13 185V184H12ZM24 185V184H23ZM25 185L27 186L26 184V181H25ZM32 186V183L30 184ZM37 185H40V184H37ZM68 185H70L68 183ZM155 185V184H154ZM158 185V184H157ZM164 185V184H162ZM170 182L168 183V185L166 186H170ZM180 185V184H179ZM195 185V184H194ZM202 185V184H201ZM205 185V184H204ZM237 185H240V184H237ZM263 185V184H262ZM22 186V185H21ZM20 186V187H21ZM30 186V187H31ZM51 186V184H50ZM57 186H53V188L57 187ZM133 186V185H132ZM131 186V187H132ZM196 186V185H195ZM24 187V186H23ZM29 187V185L27 186ZM72 187V186H70ZM112 187V188H111ZM121 186H119L118 188H120ZM126 187V186H125ZM130 187V186H129ZM134 187V186H133ZM148 187V186H147ZM152 187V186H151ZM175 187V186H174ZM177 187V186H176ZM180 187V186H179ZM200 187V185H199ZM202 187V186H201ZM200 187V188H201ZM212 187V186H211ZM216 187V186H215ZM241 187L240 186V189L238 188V190L241 191ZM26 188V187H25ZM36 188V187H35ZM95 188V189H94ZM150 188V187H149ZM155 189V187H153ZM159 188V187H158ZM161 188V187H160ZM169 189L171 187H168ZM200 188H198V191L200 190ZM207 188V186H206ZM210 188V187H209ZM232 188V187H231ZM5 189V188H4ZM40 189V188H39ZM57 192L59 191V188H57ZM75 189V190H74ZM136 189L138 190V188L134 187V188H130V192L131 190L133 191H136ZM144 189V188H143ZM147 189V188H146ZM157 189V188H156ZM172 189V188H171ZM177 189V188H176ZM204 189V188H202ZM6 190V189H5ZM14 190V188H13ZM31 190V189H30ZM34 189H32L31 191H33ZM38 190V188H37ZM41 190V189H40ZM53 190V189H51ZM61 190H63V188L61 189L60 188V193ZM105 190V191H104ZM119 190V189H117ZM148 190V189H147ZM178 190V189H177ZM180 190V189H179ZM238 190L236 192L235 190V193L238 194ZM7 191V190H6ZM5 191V194L3 193V191H1L0 189V201L4 202L3 200L7 198V192ZM16 191V190H15ZM42 191V190H41ZM40 191V192H41ZM50 191V190H49ZM55 191V190H54ZM72 191V190H70ZM68 191V192H70ZM71 192L70 195L71 196H74V192ZM126 191V189H125ZM153 191V190H152ZM189 191V190H188ZM197 191V190H196ZM205 191V190H204ZM203 191V192H204ZM223 191V190H222ZM239 191V193H240ZM64 192V190H63ZM64 192V193H66ZM109 192V191H108ZM120 192H122L120 190ZM129 192V191H128ZM137 192V191H136ZM146 192V191H145ZM178 192V191H177ZM195 192V191H194ZM207 192V191H206ZM220 192V191H219ZM39 193V192H38ZM42 194L43 193H46V191L44 190V192H41ZM39 193V194H41ZM54 193V192H53ZM56 193V191H55ZM60 193H57V195H59ZM64 193L63 196L65 195ZM124 193V192H123ZM127 193V192H126ZM134 193V192H133ZM132 193V194H133ZM142 192H140L141 194ZM150 193V192H149ZM153 193V192H152ZM156 193V192H155ZM158 193V192H157ZM162 193V192H160ZM169 193V194H170ZM200 193V192H199ZM212 193V192H211ZM262 193V191H261ZM32 194V193H31ZM36 194V193H35ZM41 194V195H42ZM52 194V193H51ZM67 194V193H66ZM125 194V193H124ZM164 194V193H163ZM192 194V193H191ZM195 194H198V193H195ZM207 194V193H206ZM227 194V193H226ZM259 194V193H258ZM17 195V193H16ZM48 195V194H47ZM55 195V194H54ZM145 195H147L145 193ZM149 195V194H148ZM157 195V194H155ZM159 195V193H158ZM190 195V194H189ZM224 195V194H223ZM243 195V194H242ZM247 195V194H246ZM11 196V195H10ZM15 196V195H14ZM40 197V195H38ZM43 196H45L43 194ZM49 196V195H48ZM69 196V197H71ZM170 196V195H169ZM169 196H165V197H169ZM184 196V194H183ZM193 196L194 193H193ZM192 196V197H193ZM216 196V195H215ZM221 196V195H220ZM230 196V195H229ZM236 196V194H235ZM240 196V195H239ZM236 197V202L238 200V197ZM21 197V195H20ZM18 195L17 197H12V200H15L16 198H20ZM50 197V196H49ZM52 197H55V196H52ZM51 197V198H52ZM59 197V196H57ZM67 197V196H66ZM125 197V196H124ZM133 197V196H132ZM130 197V198H132ZM186 197V196H184ZM188 197V196H187ZM197 196H195V199H196ZM213 197V196H212ZM217 197V196H216ZM234 197V196H233ZM242 198L244 196H241ZM22 198V197H21ZM34 198V196H33ZM44 198V197H43ZM48 198V197H47ZM45 198V200L47 199ZM73 198V197H72ZM76 198V197H75ZM116 198V196H115ZM129 198V199H130ZM157 198V197H156ZM161 198V197H160ZM181 198V199H180ZM191 197H188L186 199H190ZM198 198H201V197H198ZM206 198V197H204ZM222 198V197H221ZM231 198V197H230ZM229 198V199H230ZM36 199V197H35ZM58 199V198H57ZM114 199V198H113ZM128 199V198H127ZM150 199V198H149ZM214 199V198H213ZM235 199V198H234ZM247 199V198H246ZM264 199V198H263ZM20 200V199H19ZM18 199L16 201H19ZM22 200V199H21ZM20 200V201H21ZM24 200V199H23ZM34 200V199H33ZM49 200V199H48ZM56 200V199H55ZM70 200V198H69ZM159 200V198H158ZM181 200V202H180ZM192 200V198H191ZM197 200V199H196ZM200 200V199H199ZM217 200V199H216ZM215 200V201H216ZM241 200H244V199H241ZM240 200V201H241ZM259 200V198H258ZM6 201H9V199L7 198ZM15 201V202H16ZM28 201V200H27ZM36 201V200H35ZM68 201V200H66ZM119 201V200H118ZM129 201V200H128ZM131 201V200H130ZM129 201V202H130ZM147 201V202H146ZM156 201V199H155ZM198 201V200H197ZM197 201L195 202H191V203H197ZM207 201V200H206ZM210 203L211 200H209ZM213 201V200H212ZM239 201V202H240ZM248 201V199H247ZM45 202V201H44ZM43 202V203H44ZM69 202V201H68ZM124 202V201H123ZM133 202V201H132ZM187 200L184 202L186 203ZM203 202V200H202ZM235 202V205L237 204ZM255 202V201H254ZM21 203V202H20ZM20 203L18 205H20ZM31 203V202H30ZM156 203V202H155ZM183 203V204H184ZM190 203V202H189ZM190 203V204H191ZM205 203V201H204ZM218 203V202H217ZM233 203V202H232ZM243 204L245 203L244 201L242 202ZM252 203V202H251ZM37 204V203H36ZM47 204V203H46ZM45 204V206H46ZM123 204V203H122ZM129 204V203H127ZM138 204V205H137ZM188 204V202H187ZM187 204H185L184 206H188ZM189 204V205H190ZM203 204V203H202ZM253 204V203H252ZM9 205V203H8ZM25 205V204H24ZM22 205V207L24 206ZM39 205V204H38ZM64 205V204H63ZM68 205V204H67ZM196 205V204H194ZM200 205V203H199ZM198 205V206H199ZM248 205V203L246 204ZM4 207V203L3 205H1L0 203V208L1 207ZM21 206V205H20ZM19 206V207H20ZM44 206V207H45ZM135 207V205H132ZM243 206V205H242ZM241 206V207H242ZM10 207V205H9ZM13 207V206H12ZM17 207V205L15 206ZM121 207V206H120ZM119 207V208H120ZM124 207V206H123ZM131 206H127V208ZM191 207H194L193 205L190 206V207H187V208H191ZM210 207V205H209ZM236 207V206H235ZM238 207V206H237ZM254 207V206H252ZM8 208V207H6ZM18 208V207H17ZM122 208V207H121ZM129 208V209H130ZM196 208V207H195ZM204 208V207H202ZM201 208V209H202ZM248 208V206H247ZM10 209V208H9ZM12 209V208H11ZM16 209V208H15ZM15 209H13L15 211ZM27 209V208H26ZM41 209V208H40ZM124 209V208H123ZM136 209V208H135ZM235 209V208H234ZM238 209V208H237ZM250 209V208H249ZM12 210V211H13ZM19 210V209H18ZM38 210V209H37ZM132 210V208H131ZM184 210V211H183ZM196 210V209H195ZM210 210V209H209ZM240 210V209H238ZM10 212H12L11 210H9ZM191 211V210H190ZM194 211V209H193ZM234 211V210H233ZM20 212V211H17V213ZM28 212H30L28 210ZM188 212V210H187ZM235 212V211H234ZM237 212V211H236ZM235 212V213H236ZM239 212V211H238ZM242 212V211H241ZM2 213V212H1ZM15 213V212H14ZM16 213V215H17ZM142 213V214H141ZM186 213V212H185ZM194 213V212H193ZM204 213V212H203ZM209 213V212H208ZM207 213V214H208ZM233 213V212H232ZM233 213V214H235ZM248 213V212H247ZM13 214V213H11ZM232 214V215H233ZM192 214H190L189 216H191ZM195 215V214H194ZM211 215V214H210ZM236 215V214H235ZM242 215V214H241ZM245 215V213H244ZM12 216V215H11ZM187 216V217H189ZM234 216V215H233ZM231 217V216H230ZM1 218V217H0ZM13 218V217H12ZM186 218V217H185ZM190 218V217H189ZM195 218V217H194ZM229 218V217H228ZM232 218V217H231ZM230 218V219H231ZM235 218V216H234ZM11 219V218H10ZM200 219V218H199ZM237 219V218H236ZM242 219V218H241ZM248 219V218H247ZM250 219V218H249ZM1 220V219H0ZM8 220V219H7ZM195 220V219H194ZM226 220V219H225ZM239 220V219H238ZM6 221V219H5ZM9 221V220H8ZM7 221V222H8ZM232 221V220H231ZM235 221V220H234ZM244 221V220H243ZM4 222V221H3ZM237 222V221H236ZM247 222V221H246ZM2 223V222H0ZM6 223V222H4ZM195 223V222H194ZM231 223V222H230ZM233 223V222H232ZM238 223V222H237ZM245 223V222H244ZM228 224V223H227ZM234 224V223H233ZM176 225V226H175ZM183 225V224H182ZM181 225V226H182ZM195 225V224H194ZM229 225V224H228ZM9 226V225H8ZM180 226V225H179ZM198 226V225H197ZM196 226V227H197ZM215 226V225H214ZM212 226V227H214ZM230 226V225H229ZM236 226V225H235ZM194 227V226H193ZM221 227V226H220ZM238 227V226H236ZM250 227V226H249ZM10 228H12V226H10ZM183 228V227H182ZM189 228V227H187ZM199 228V227H198ZM202 228V227H201ZM206 228V227H205ZM204 228V229H205ZM215 228V227H214ZM4 229V228H3ZM18 229V228H17ZM164 229H166V231H164ZM185 229V228H184ZM216 229V228H215ZM243 229V228H242ZM13 230H16V229H13ZM21 230V229H20ZM168 230V231H169ZM193 230V229H192ZM196 230V229H195ZM201 230V229H200ZM203 230V229H202ZM209 230H211L209 228ZM213 230V229H212ZM211 230V231H212ZM237 230V229H236ZM172 231V230H171ZM176 231V230H175ZM181 231V230H180ZM179 231V232H180ZM198 231V230H197ZM206 231V230H205ZM204 231V232H205ZM215 231V230H214ZM213 231V232H214ZM220 231V230H217V232ZM223 231V230H222ZM221 231V232H222ZM232 231V230H231ZM19 232V233H18ZM33 232V231H32ZM166 232V234H165ZM178 232V233H179ZM186 232V231H184ZM190 232V231H189ZM194 232V231H193ZM202 232V231H201ZM208 232V230L206 231ZM210 232V231H209ZM208 232V233H209ZM233 232V231H232ZM231 232V233H232ZM259 232V231H258ZM263 232V231H262ZM31 233V232H29ZM181 233V232H180ZM179 233V234H180ZM198 233V232H197ZM212 233V232H210ZM227 233V232H226ZM229 233V232H228ZM32 234V233H31ZM172 234V235H171ZM179 234L176 233L175 236H178ZM187 233H185L186 235ZM201 234V233H200ZM207 234V233H206ZM217 234V233H215ZM219 234V233H218ZM161 235V237H160ZM184 235V236H185ZM194 235V234H193ZM213 235V234H212ZM223 235V234H222ZM230 235V234H229ZM31 236V235H29ZM174 236V237H175ZM183 236V237H184ZM189 236V235H188ZM200 236H203V235H200ZM199 236V237H200ZM206 236V235H205ZM216 235L213 236V238L215 237ZM220 236H221V233H220ZM224 236V235H223ZM226 236V235H225ZM231 236V235H230ZM229 236V237H230ZM218 237V235H217ZM228 237V235H227ZM226 237V238H227ZM233 237V235L231 236ZM248 237V236H247ZM252 237V236H251ZM27 238L29 240H27ZM162 238V239H161ZM177 238V237H176ZM188 238V237H187ZM193 239V237H191ZM206 238V237H204ZM212 238V239H213ZM31 239V240H30ZM182 239V238H181ZM186 239V236L185 238ZM196 239V238H194ZM216 239V238H214ZM218 239V238H217ZM229 239V238H228ZM231 239V242L232 240L234 241L233 238H230ZM230 239L228 241H230ZM115 240L116 241V245L117 246H114V242L112 243V241ZM171 240V239H170ZM219 240V239H218ZM221 240V238H220ZM165 241V239H164ZM182 241V240H181ZM180 241V242H181ZM194 241V240H192ZM198 241V240H197ZM200 241V240H199ZM205 241V240H204ZM214 241V240H213ZM217 241V240H216ZM215 241V242H216ZM227 242V239L225 240ZM224 241V243H225ZM241 241V240H240ZM167 242V241H166ZM176 242V241H175ZM179 242V241H178ZM190 241L188 240V243ZM196 242V240L194 241ZM208 242V241H207ZM218 242V241H217ZM216 242V243H217ZM220 242V241H219ZM223 241H221L222 243ZM239 242V241H238ZM161 243V244H160ZM163 243V244H162ZM172 243V242H171ZM233 243V242H232ZM236 243V242H235ZM170 244V242H169ZM161 245V246H160ZM167 245V244H166ZM197 245V244H196ZM33 247L34 251L31 252L29 251V247ZM161 250H159L160 248ZM169 246V245H168ZM232 246V245H231ZM236 246V245H235ZM167 247V246H166ZM177 247V246H176ZM175 247V248H176ZM182 248V247H181ZM185 248V247H184ZM165 249V247L163 248ZM168 249V248H166ZM187 249V248H186ZM190 249V248H189ZM194 249V248H193ZM223 249V248H222ZM228 249V248H227ZM240 249V248H239ZM169 250V249H168ZM237 250V248H236ZM235 250V251H236ZM162 253H161V252ZM180 251V250H179ZM189 251V250H188ZM231 251V250H230ZM164 252V253H163ZM168 252V251H167ZM175 252V251H174ZM190 252V251H189ZM208 252V251H207ZM237 252V251H236ZM235 252V253H236ZM240 252V250H239ZM165 253H166V256H165ZM254 253V252H253ZM161 254L162 257L165 256L166 258H162L161 257ZM187 254V253H186ZM192 254V253H191ZM199 254V253H198ZM193 255V254H192ZM191 255V256H192ZM236 255V254H235ZM126 258H125V257ZM173 256V255H172ZM178 256V255H177ZM194 256V255H193ZM237 256H238V253H237ZM236 256V257H237ZM241 256V255H240ZM255 256V255H254ZM130 257L131 259H134V260H131L132 262H130V260H127V259H130L128 258ZM159 257H161L159 259ZM181 257V255H180ZM206 257V256H205ZM245 257V256H244ZM177 258V257H176ZM186 258V257H185ZM211 258V257H210ZM224 258V256H223ZM157 259V260H156ZM159 259V261H158ZM179 259V258H178ZM181 259V258H180ZM190 259V258H189ZM194 259V257H193ZM196 259V258H195ZM194 259V261H195ZM227 259V258H226ZM236 259V258H234ZM258 259V258H256ZM157 262H156V261ZM188 260V259H187ZM186 260V262H187ZM200 260V259H199ZM205 260V259H204ZM210 260V259H209ZM228 260V259H227ZM231 260V258H230ZM185 261V260H184ZM191 261H193L191 259ZM240 261V260H239ZM251 261V260H250ZM130 262V263H128ZM165 262V261H164ZM179 262V261H178ZM181 262V261H180ZM198 262V260H197ZM200 262V261H199ZM203 262V261H202ZM205 262V261H204ZM212 262V260H211ZM236 262H237V259H236ZM247 262V261H245ZM132 263V264H133ZM167 262L163 263V264H166ZM176 263V262H175ZM240 263V262H239ZM237 263V264H239ZM162 264V263H160ZM168 264H172V262L168 263ZM180 264V263H178ZM243 264V263H242ZM247 264V263H246Z\"/></svg>",
	"mask_w": 264,
	"mask_h": 264
},
{
	"label": "rangeland",
	"instance_id": "rangeland-1",
	"mask_svg": "<svg viewBox=\"0 0 264 264\" xmlns=\"http://www.w3.org/2000/svg\"><path fill=\"white\" fill-rule=\"evenodd\" d=\"M4 3H3V2ZM43 1V2H42ZM64 1H67V0H63V2ZM1 3H0V15H1V17H0V25H1V27H3V28H5V30H8L7 32H8V35L9 36H4V37H2V35H1V37L3 38V39H5V41H8L7 43L9 44V46H7V48L9 49V47H11L10 45H12V49L10 48V50H11V52L12 51H14L13 53H14V55H12V54H10L9 55V53H11L10 51H8L7 49H6V47H5V45L4 44H6V43H4V42H2L1 41V39H0V46L1 45H3L2 47H3V49H5V50H2V47H0V58L2 57V55H3V57L0 59V74H5L6 73V75H12V76H10V82H9V84H8V86H6L4 89H3V91H5V93H8L10 90V92H13V96H11V97H7L6 95H4V93H3V95L4 96H1V94H0V97H1V99H0V109H2V107L4 108V110L2 109L1 111H0V117H1V114H2V118H0V122H2L1 120H3V124L2 123H0V189H1V191H3V193L5 194V191L7 192V198L9 199V201H6V199H4L3 201L4 202H2V201H0V203H1V205H3V203H4V207L2 206L1 208H0V222H2V223H0V231L3 233V230H5V231H7V230H10L11 229V231H13V232H15V233H17V231L19 230V232L21 231V232H26V231H28V230H30L31 228H29V226H30V224H32V223H34L33 222V220H32V217L34 216V214H32V211L33 210H35V211H42L43 209H45V208H48V206H50V202H51V200L52 201H55V202H57V201H60L59 200V198L63 201V204H62V206H64L65 207V209L66 210H69V207H71V206H73L74 205V201L76 200V199H79V194L77 193L76 194V191H73V186L75 185V183H74V185L72 184L71 185V183H73V181H72V179L75 177V174H74V177L72 176L73 175V170H72V172H70V168H74L72 165V167H69V164L67 163V162H65V161H67L68 159L66 158V152H65V150L67 151L69 148H74L73 146H75V148H76V150L78 151H80V150H82L83 149V151L87 154V155H84V156H87V157H85V159L87 158V160L88 159H90L89 160V162L91 161L92 163H96V164H99V162L101 161V159L99 160L98 159V157H95V154H94V152L96 151V150H93L92 149V147L93 148H95L93 145L95 144V143H97V142H99V141H103V139H104V143L106 142V145H109V144H112V148L110 149V152H109V154L107 153V160L108 161H106L105 159V157L103 158L104 159V161H106V163L105 164H107L108 166L106 167L107 168V172L109 171V172H113V173H115V174H117V176L118 177H120V179H121V183H119V185L117 186H112V187H114V188H112L111 190H107L106 192L107 193H109V195H111V196H109L108 198L109 199H112L113 201H115L114 203L116 204V206H118L117 208L123 213V214H126V213H130V212H134V211H137V206H136V201H137V203H138V201L139 202H142L141 200L143 199L144 200V198H146V200L148 201V204H149V202H150V204H161V202H165V201H163V200H166L167 198H171V196L173 195V193H174V191H175V193L174 194H176V193H179V191L181 192L184 188H182V187H187L188 188V186L190 187V185H192L190 188H193L192 190H193V192L190 190V189H184V190H186L185 192H190V193H188V195H186L185 193H184V191H182V194L180 195L181 196V200H182V202H181V200H180V202L182 203V205H180V206H182L183 208H184V210H185V208H186V210L184 211V213H183V215H184V218H182V219H179V222L178 223H181V220H183L182 221V223L181 224H179L178 225V227L176 226L175 228L173 227V228H171V230H167V233L168 232H172V234H173V232H174V234H173V236H168L167 237V235H165L164 236V234H162V238H163V242H165L166 244H164V245H162V247L164 248L165 247V249H163L162 248V250H161V248H160V246H159V250H161V251H163V250H165L166 251V253L168 254H171V256H170V258H169V254H168V256H167V258L165 257L166 256V253H165V256H163L164 258H166V259H168V260H170L169 262L171 263L172 262V264H178V263H180V264H237V263H239V264H264V152H262V151H264L263 149H264V144H262V143H264V138H263V136L262 137H260L262 134L258 131V129H259V127L261 128L262 126L261 125H258V123L260 122V123H262L261 121L264 119V106H263V104H264V102H263V104H261V102H258L259 101V98H257L256 96H254L251 100V102H249L248 100L250 99H247L246 101H245V103L246 104H249V103H251L252 105V108H254L251 112H250V115L252 114V116H251V119H252V121L251 122H253V124L252 125H254L253 127H254V129H253V127H252V131H258L259 133H253V135H251V137H252V139H249V140H247L248 138H251V137H247L248 135L247 134H244V133H241L240 135L239 134H234V132L233 133H231V134H227L226 136H228V137H226V136H224L225 135V133H221V132H217V135L215 134V132L213 133V134H209L208 136H210V137H212V135H213V139H211L210 137H206V139L204 140V137H199V138H201V140L199 139V138H197V136H195V135H193V136H190V134L188 135L189 137H186V136H181V139H180V141H181V143L183 142V144H185V143H187L188 144V146L190 145V144H192V145H194V148H199L202 144H204V146H205V141L207 140V139H210L213 143H216V144H213L215 147H217V146H219V147H217V148H215L212 144H211V141L210 140H207V141H209V142H207L206 141V146H205V149H206V151H207V154H209L207 157H206V159L208 158V160H210L211 159V161L208 163V160H204V161H206V165H205V167H204V169L205 168H207V169H203V170H201V172L200 173H202V174H200L199 173V171H197L200 175H203V174H205L204 175V177L203 176H201L200 177V175H198V173H195V175H194V169L196 168V166L194 167V169H193V164L194 165H196V160H195V158L192 160V158L193 157H188V155H184L180 160H178V162L176 161V162H171L170 164H168L167 165V167L165 168V173H164V170H162L163 171V173H162V171L160 172V174H158L159 176H158V178H156V179H152L151 177H150V175H149V171H148V169H146L147 167H144V163L146 162V160H143V159H147L149 156H151L152 155V151L153 150H151V149H154L153 147V143H155V142H157L156 140H158V142H162V140L164 141V139L163 138H165V136L163 137L162 135H159V134H163L164 135V133H162L163 131H162V128L161 129H159V131H156V132H154L156 135H154V133L152 134V133H150V132H148L147 134L148 135H150L149 137L150 138H148V136H144L143 135V137L144 138H147L148 140H149V142H147L146 140V148H145V145H144V147L142 148V146H143V144H145L144 142H142V141H140L139 139V137L141 136L140 134H141V132L142 131H144L145 130V123H147V121L148 120H150V119H153V117H156L157 118V116H156V114L154 115L153 114V112H152V114H151V112H149L151 109H152V105H150V104H152L153 103V101H150V99L149 100H143V99H137V96H136V87H134L133 89H132V87L131 88H129V87H127V89H130V90H128V92H127V90H126V87H123V86H118V87H116L115 85H116V83L114 84V82L115 81H113L112 80V78H113V76H115V77H120L121 75H120V73H118L119 75L118 76H116V72L115 71H117V70H119V66H115L117 63L115 62V64L114 63H112L113 62V60H115V59H112L113 58V56H111V58H110V56L108 57V55L106 54L107 52H109V47L107 48V49H104L103 48V46H102V44L101 43H99V44H101L100 46L99 45H95L96 46V48H94L93 49V51H95V50H100L101 52H102V48H103V51H105V52H102L103 54H101V55H99L100 53H98V51L95 53V54H97L98 53V55L100 56H97L96 57V59L92 62V61H90L91 63H93L94 65H93V68H91L92 67V64H91V66L89 65L90 64V62H89V60H88V56L87 55H92V54H94V52L92 53V54H87L89 51H87V52H84V54H83V45L84 44H81L80 45V47L81 48H83V49H78V48H80L79 46H76V45H78L79 43H81L80 41V39H79V37L77 36V38L80 40L79 41V43H78V41H77V38H76V34H67L68 33V31L71 29H74V27H71V28H69V27H67L69 30L68 31H66V27L64 28V27H62V28H64V30L62 29V28H60V25H58V23H61L62 21L61 20H59V19H56L57 18V16H55V15H52V14H56V12H55V10L58 8V7H60V6H62L63 4H62V0H61V2H60V0H1L0 1ZM56 2V3H55ZM36 3V4H35ZM53 3V4H52ZM58 3H61V4H58ZM17 4L18 5H20V4H22L21 6H23V7H21V6H19V7H17ZM36 5L34 8H33V5ZM24 5H27V7H25ZM60 5V6H59ZM29 6H31L30 8H29ZM52 6V7H51ZM17 9H16V8ZM56 7V8H55ZM13 8V9H12ZM15 8V9H14ZM26 9H27V11H29V12H26ZM38 9L40 10V12L38 11ZM49 9H50V11H52L53 10V12H50L49 11ZM105 9H109V8H105ZM11 10V11H10ZM31 10V11H30ZM42 10V11H41ZM130 10V13H129V15H128V17H130L131 15L130 14H132L133 13V9H129ZM25 11V12H24ZM16 12V13H15ZM23 12V13H22ZM32 12V13H31ZM39 12V13H38ZM105 12H108V11H105ZM129 11H126V15H127V13H128ZM132 12V13H131ZM25 13V14H24ZM27 13V14H26ZM123 13V14H124ZM135 13V12H134ZM139 13V12H138ZM138 13L137 14H135V15H132L133 16V18H131L132 20H130V22H129V25L127 26V27H129L130 25L132 26H134L135 24H140L142 21H145V22H147V21H150V18L148 17V16H145V14H142L141 13V15H140V13H139V15H138ZM104 14H107V13H104ZM122 15V14H120L118 17L119 18H121V20L120 21H122V18H124L126 15ZM13 16V17H11V16ZM15 15V16H14ZM36 16H37V18H36ZM53 16H55L54 17V19H53ZM131 16V17H132ZM41 17V18H40ZM47 17V18H46ZM103 16H100V18H102ZM115 17H116V15H115ZM118 17H117V19H118ZM31 19V21H30V19ZM33 18V19H32ZM34 18H36V19H34ZM46 19V20H43V19ZM112 18V17H111ZM110 18V19H111ZM127 18V17H126ZM135 19V20H134ZM12 20H14V21H12ZM37 20H38V22H37ZM58 20V21H57ZM125 20V19H124ZM13 23H12V22ZM132 21V22H131ZM14 22H15V25H13L14 24ZM34 22V23H33ZM35 22L37 23V24H35ZM39 22H42V23H39ZM43 22H44V24H43ZM48 22V23H47ZM135 22H137V23H135ZM29 23L31 24V26L29 25ZM90 23V28H88V30H87V37L89 38H91V36H95V38L94 39H96L97 40V38H101V35H102V37H105L106 36V33H104V31L105 30H107V28L106 27H108V25L106 26H100V28H99V25H98V27H96V25H95V23H93V22H89ZM134 23V24H133ZM4 24V25H3ZM12 24V25H11ZM43 24V26H41ZM33 25V26H32ZM48 25V26H47ZM54 27H53V26ZM141 25V24H140ZM230 25V22H228L227 24H225V26H229ZM15 26H16V28H15ZM40 27L41 29H43V27H44V29L45 30H48V31H45L44 29H43V31L41 30V36H43V37H41L40 35H39V37H37L36 35H38V34H36L35 35V33H39V31H40V29L38 28H36V30H34V29H30V28H32V27ZM50 26H52V28L50 27ZM57 26V27H56ZM126 26V25H125ZM130 26V27H131ZM132 26V27H133ZM148 26H149V24H148ZM13 27V28H12ZM27 27V28H26ZM93 27H96L97 29H94ZM110 27V26H109ZM141 27H143L142 25H141ZM11 28V29H10ZM28 28H29V30H28ZM48 28V29H47ZM14 29V30H13ZM17 29H20V30H17ZM51 29V30H50ZM15 32V33H13V31ZM58 30H60V31H58ZM92 30V32L90 33V31ZM10 31V32H9ZM17 31H19V32H17ZM24 31H26V32H24ZM32 31V32H31ZM44 31L46 32V34H43L44 33ZM49 31H51V32H49ZM97 31H100V35L97 33ZM101 31L105 34V36L101 33ZM1 32V31H0ZM29 32H31L30 34H29ZM48 32V33H47ZM57 32V33H56ZM64 32V33H63ZM112 32H114V31H112ZM32 33H34V34H32ZM63 35H61V34ZM94 33H97V34H95L94 35ZM227 32H225V33H223L221 36L222 37H220L219 38V43H221V44H218L220 47L219 48H221V49H218V48H216L215 46H214V49H212V50H214V52H212L211 51V54H207L206 55V57L209 59V61H211V62H209L210 63V65H209V67L208 68H211L210 69V71H212V72H215V73H212V72H209V70H207V67L205 68L206 70H207V72L210 74V77H211V75H213L211 78H213L214 79V81H215V83L216 84H220V86H221V82L222 81H218V80H223V84L224 83H226V84H224L225 86H226V88L227 89H229V90H231V88H232V85H231V83L233 82L232 80H233V78H231V77H233V75L232 76H230V74L232 73V71H234V69L236 70V66H237V69H238V65L243 61V57H244V55L243 54H241V60L236 56V55H234V54H239V51H240V48H234L233 49V47H232V45H231V49H229V47L227 48V46H230V45H228L229 43H227L228 42V34H226ZM16 34V35H15ZM24 34V35H23ZM32 34V35H31ZM43 34V35H42ZM91 34V35H90ZM11 35V36H10ZM25 35H27V36H25ZM35 35V36H34ZM49 37H48V36ZM50 35H51V38H50ZM54 35H59L58 37L56 36H54ZM90 35V36H89ZM15 36V37H14ZM17 36V37H16ZM32 36V37H31ZM47 36V37H46ZM65 36V37H64ZM68 36V37H67ZM72 36V37H71ZM22 37V38H21ZM26 37V38H25ZM54 39H53V38ZM66 37H67V39H66ZM97 37V38H96ZM14 38V39H13ZM17 38V39H16ZM28 38H30V39H28ZM35 40H34V39ZM41 38H43V39H45V41L46 40H51L50 42L48 41V43H47V50H48V52L50 53H48L49 55L47 56V57H45V58H36L34 55L39 51V45H40V40H41ZM48 38V39H47ZM64 38V39H63ZM227 38V39H226ZM2 39V40H3ZM18 39H20V40H18ZM27 39V40H26ZM43 39H42V41H43ZM52 39H53V41H54V43H52ZM63 39V40H62ZM12 40V42H9V41H11ZM17 40L20 42H17ZM39 40V41H38ZM57 40H58V42H57ZM87 40H89V42H88V44L90 45V44H92V43H94V40H93V37H92V40H93V42H92V40H91V43H90V39H86V42H87ZM222 42H221V41ZM4 41V40H3ZM31 41H34V42H31ZM66 41V42H65ZM69 41V42H68ZM71 41V42H70ZM72 41H74V42H72ZM27 42V43H26ZM44 42V41H43ZM57 42V44H55ZM67 42H68V44H67ZM78 44H77V43ZM85 42V43H86ZM96 42V41H95ZM217 42V43H218ZM4 43V44H3ZM26 43V44H25ZM65 43H66V45H68L69 46V44H70V47L72 46V47H74L75 46V48H77V50L79 51H76V50H74L75 48H72L71 47V49L74 51V52H71L72 50L70 49V47H68V46H66L65 45ZM74 43V44H73ZM83 43V42H82ZM217 43H215L216 45H217ZM225 43V44H224ZM19 45L18 47H17V45ZM51 44V46H53V47H51V46H49ZM55 44V45H54ZM87 44V45H88ZM23 45V46H22ZM38 45V46H37ZM224 45V46H223ZM226 45V46H225ZM21 46V47H20ZM94 46V47H95ZM98 46V47H97ZM115 45H112L110 48H112V47H114ZM13 47H17L15 50H20V51H15L14 50V48ZM25 47V48H24ZM28 47V48H27ZM38 49H37V48ZM56 47V48H55ZM59 47V48H58ZM101 47V48H100ZM239 47V46H238ZM19 48V49H18ZM51 48V49H50ZM55 50H54V49ZM226 48V49H225ZM27 49V50H26ZM53 49V50H52ZM65 49H66V51H68L69 52V54L68 53H66V51H65ZM217 49V50H216ZM225 49V50H224ZM233 49V50H232ZM237 49V50H236ZM56 50H58V52H59V54L57 53L56 55H55V53L54 52H57ZM85 51H86V49H84ZM88 50V49H87ZM108 50V51H107ZM5 51V52H4ZM24 51H27V52H24ZM29 51V52H28ZM32 53H31V52ZM52 51H54V52H52ZM60 51H61V53H60ZM99 51V52H100ZM219 51V52H218ZM223 51V54L222 53H220V52H222ZM237 51H238V53H237ZM4 52V53H3ZM9 52V53H8ZM77 54H76V53ZM80 52H82V53H80ZM215 52H217V53H215ZM1 53H3V54H1ZM5 53H8V54H5ZM19 53V54H18ZM23 53V54H22ZM31 53V54H30ZM52 53H54V54H52ZM85 53L87 54L85 57H84V55H85ZM219 53V54H218ZM234 53V54H233ZM21 54V55H20ZM26 54V55H25ZM63 54V55H62ZM67 55V57L68 56H70V57H68V59H67V57H66V55ZM83 55V57H82V55ZM213 54H216V56L214 55L213 56ZM217 54H218V56H217ZM8 55H9V58H8ZM17 55V56H16ZM23 55V56H22ZM53 55H55V56H57V59H56V57L55 56H53ZM78 55V56H77ZM80 55V56H79ZM103 55V56H102ZM107 55V57L108 58H105V56ZM212 55V56H211ZM232 55H234V57L232 56ZM240 55V54H239ZM14 56V57H13ZM25 56V57H24ZM30 56V57H29ZM72 56H73V59H74V61H73V59H72ZM75 56H77L78 58H75ZM210 56V57H209ZM221 56H223L222 58H221ZM238 58V59H236V57ZM10 57H11V59H10ZM14 59H13V58ZM18 57H20V58H18ZM35 57V58H34ZM53 57H55L54 58V60H52V58ZM62 57V58H61ZM65 57V58H64ZM79 57H81L82 58V60H86L85 58H87V60L85 61V63L86 64H88V65H86L84 62H82V60H81V58H79ZM103 57V58H102ZM215 57H217V59L215 58ZM220 57V58H219ZM5 58V59H4ZM17 58H18V60H17ZM26 60H25V59ZM34 58V59H33ZM59 58H61L59 61H58V59ZM22 59V60H21ZM37 59V60H36ZM65 59V60H64ZM71 59V61L69 62V60ZM77 59H79V62H75V61H78ZM107 59H112V61L110 60V61H106ZM212 59V60H211ZM236 59V60H235ZM8 60H10L11 62L14 60H16L17 61V64H15L16 63V61H15V63H14V61H13V64L12 63H10L11 65H12V67H11V65L10 64H7L8 62H10V61H8ZM21 60V61H20ZM34 60V61H33ZM38 60H39V62L41 63V64H46V65H41L39 62H38ZM52 60V61H51ZM66 60H68V62H66ZM81 60V61H80ZM216 60V61H215ZM6 61V62H5ZM21 63H20V62ZM42 61H43V63H42ZM73 61V62H72ZM102 61V62H101ZM214 61V62H213ZM3 63V65H2V63ZM5 62V63H4ZM19 62V63H18ZM27 62V63H26ZM29 62V63H28ZM31 62H32V64H31ZM49 62V63H48ZM58 62V63H57ZM60 62V63H59ZM88 62V63H87ZM106 62V63H105ZM37 63H39V64H37ZM53 63V64H52ZM76 63V64H75ZM228 63H230V64H228ZM232 63H233V65H232ZM239 63V64H238ZM15 64V65H14ZM24 64H26V65H24ZM30 65L31 67H29V69H28V71L29 72H27V66L28 65ZM59 64V65H58ZM79 64H81V65H79ZM96 64V65H95ZM98 64V65H97ZM216 64V65H215ZM227 64V65H226ZM16 65H19V66H22L21 67V69H20V67L19 68H17L18 66H16ZM41 65V66H40ZM49 65V66H48ZM74 65V66H73ZM228 65L230 66V65H232L231 67H228ZM3 66V67H2ZM10 66V67H9ZM24 66V67H23ZM26 66V67H25ZM36 66H40V68H38V67H36ZM47 66V67H46ZM76 66V67H75ZM80 66V67H79ZM106 66V67H105ZM114 66V67H113ZM211 66V67H210ZM217 68H216V67ZM228 67V68H225V67ZM34 67V68H33ZM72 67V68H71ZM75 67V68H74ZM90 67V68H89ZM98 69H97V68ZM99 67H100V69H102V71L99 69ZM111 67V68H110ZM219 67V68H218ZM11 68V69H10ZM38 68V69H37ZM87 68V69H86ZM89 68V69H88ZM105 68V69H104ZM116 70H115V69ZM213 68H216V70H214ZM3 69V70H2ZM9 69V70H8ZM14 69V70H13ZM33 69V71H31ZM69 70V72H68V70ZM74 69H76V70H74ZM86 69V70H85ZM96 70V72H95V70ZM107 69V70H106ZM38 70H41V71H43L42 73H40L41 71H39L38 72ZM49 71V73H47V71ZM70 70H72L71 71V73H70ZM92 70H94V71H92ZM3 71V72H2ZM6 71V72H5ZM31 71V72H30ZM92 71V72H91ZM100 71V72H99ZM5 72V73H4ZM8 72V73H7ZM15 72V73H14ZM19 72V73H18ZM25 72V73H24ZM33 72H35L34 73V75L32 74ZM37 72V73H36ZM44 72H46L47 73V75L48 76H46V73H44ZM64 72V73H63ZM90 72H91V74H90ZM98 72V73H97ZM119 72V71H118ZM222 72V73H221ZM14 73V74H13ZM29 73V74H28ZM60 73H63L62 75H60ZM79 73V74H78ZM88 73V74H87ZM94 73V74H93ZM100 73V74H99ZM107 73V74H106ZM111 73V74H110ZM226 74V75H224V74ZM234 73V72H233ZM27 74V75H26ZM31 74H32V76H31ZM42 74H44V75H42ZM58 74H59V76H58ZM105 74V75H104ZM216 74V75H215ZM223 74V75H222ZM16 75V77H14ZM18 75V76H17ZM78 75V76H77ZM93 75V76H92ZM96 75V76H95ZM221 77H220V76ZM229 75V76H228ZM20 76V77H19ZM99 76V77H98ZM100 76H101V78H100ZM102 76H104V77H102ZM106 76H107V78H106ZM112 76V77H111ZM13 77V79L11 80V78ZM21 77L23 78V79H21ZM32 77L34 78V79H32ZM38 77V78H37ZM40 77V78H39ZM96 79H95V78ZM115 77H114V79H115ZM220 77V78H219ZM224 77V78H223ZM18 78V79H17ZM20 78V79H19ZM93 78V79H92ZM101 80H100V79ZM116 78V79H117ZM217 78V79H216ZM228 78V79H227ZM232 80H231V79ZM30 79H32V80H30ZM87 79H88V81H87ZM110 79V80H109ZM115 79V80H116ZM230 79V80H229ZM18 80V81H17ZM78 80H83V81H81V82H79ZM84 80H85V82H84ZM226 82H225V81ZM228 80V81H227ZM20 81V82H19ZM22 81V82H21ZM91 81V82H90ZM93 81H95V82H93ZM98 81H99V83H98ZM104 81V82H103ZM78 82L82 85H80L79 86V84H78ZM91 84H89V83ZM229 82V84H227ZM231 82V83H230ZM18 83V84H17ZM21 83H22V85H21ZM60 83V84H59ZM92 83H94V84H92ZM66 84V85H65ZM104 84V88L102 87V85ZM107 84H110V85H107ZM218 84V85H219ZM222 84V85H223ZM13 85V86H12ZM59 85V86H58ZM62 85V88L60 87ZM89 85L90 86H93V87H91V88H93V89H91L90 87H89ZM106 85V86H105ZM58 86V87H57ZM69 86V87H68ZM71 86V87H70ZM86 86V87H85ZM88 86V87H87ZM97 86H99V87H97ZM108 86V87H107ZM229 86V87H228ZM13 87V88H12ZM60 87V88H59ZM76 87V88H75ZM85 87V88H84ZM96 87L98 88L97 90H96ZM17 88V89H16ZM66 88V89H65ZM70 88V89H69ZM80 88H84V89H80ZM87 88V89H86ZM89 88V89H88ZM95 88V89H94ZM104 90H103V89ZM111 90H110V89ZM118 88V89H117ZM122 88H124V90L126 91H124ZM9 89V90H8ZM16 89V90H15ZM74 89H75V91H74ZM86 89V90H85ZM117 89V90H116ZM2 90V89H1ZM60 90V91H59ZM85 90V91H84ZM95 90V91H94ZM100 90V91H99ZM114 90V91H113ZM116 90V91H115ZM119 90V91H118ZM20 91V92H19ZM59 91V92H58ZM108 93H107V92ZM16 92H17V95H16ZM63 92H65V93H63ZM70 94H69V93ZM73 92V94L71 95V93ZM74 92H76V93H74ZM81 92V93H80ZM85 92H88V93H85ZM90 92V93H89ZM102 92V93H101ZM118 92V93H117ZM14 93H15V96H14ZM22 93V94H21ZM68 93V94H67ZM100 93V94H99ZM113 93V95H111ZM121 93V94H120ZM129 94V96H130V100L128 99V95L127 94ZM133 93V94H132ZM212 93V92H211ZM77 94V96H75L74 97V95H76ZM102 94V95H101ZM116 94V95H115ZM119 94V95H118ZM125 94H126V96H127V98H126V96H125ZM110 95V96H109ZM210 95H212V94H210ZM22 96V97H21ZM26 96L28 97V98H26ZM101 96H103V97H101ZM119 96V97H118ZM132 96V97H131ZM6 98V100H8L9 99V101H6L5 100V98ZM20 97V98H19ZM72 98L73 97V100H74V98H75V100L73 101L72 99H69V98ZM76 97H77V99H76ZM107 98V99H106ZM109 98V99H108ZM122 98V99H121ZM212 98H213V95H212ZM210 98V100L208 99H206V101H205V99H199V100H202V101H200L199 102V100L197 101V100H195V102H198L199 103V105H198V103L196 104L195 103V105H194V103H191V102H193V101H191V102H183V103H181L180 105L178 104V106H183V107H185L186 108V110L183 108V112H181L180 113V115H183V116H181L182 118H180V116H179V118L180 119H183V120H181L180 122H179V120L178 119H175L174 120V123H177L176 124V126L177 125H179V124H185V126L186 125H188V124H186L187 123V120H188V122L191 120V119H193V118H197V115L195 116L194 114H196V113H198L199 111H201L202 110V112H203V110H204V112H206L207 114H208V112H209V115L207 116V115H205V119H206V121L208 120L209 121V119H208V117H213V116H211L212 114L213 115H217V113L219 112V114H222V115H225V118H230L232 115V113L231 112H233V110H231V108H232V105H231V102H228V101H230L229 100V98H223L222 100H225V101H223L222 102V100L221 99H219V101H218V99H217V97H215L214 96V98L218 101V102H220V104L216 101V102H213L215 99L213 98ZM235 98V97H234ZM256 98V99H255ZM4 99V100H3ZM18 99V100H17ZM67 99H69V100H67ZM137 99V100H136ZM148 99V98H147ZM11 100V101H10ZM12 100H14V101H12ZM24 102H23V101ZM71 100V102H69ZM82 100V101H81ZM94 100V101H93ZM108 100V101H107ZM122 100H123V102H122ZM135 100V101H134ZM139 100V101H138ZM204 100V101H203ZM228 100V101H227ZM81 101V103H79ZM99 101V102H98ZM115 101H117V102H115ZM126 101V102H125ZM127 101H129L128 103H127ZM134 103H133V102ZM138 101V102H137ZM143 101V102H142ZM248 101V102H247ZM255 101H257V102H255ZM2 102H3V104H2ZM6 102V103H5ZM11 102V103H10ZM69 102V103H68ZM92 102V103H91ZM95 104H94V103ZM111 102V103H110ZM114 103V105H113V103ZM121 102V103H120ZM131 102H132V104H131ZM137 102V103H136ZM141 102V103H140ZM149 102V103H148ZM205 102H207V103H205ZM222 102V103H221ZM7 103L9 104V105H7ZM13 103V104H12ZM15 103V104H14ZM71 103V104H70ZM75 103H77L76 105H75ZM79 103V104H78ZM91 103V104H90ZM105 103V104H104ZM118 103H120V104H122V106H120L121 108H119V105L120 104H118ZM125 103V104H124ZM143 103V104H142ZM146 103V104H145ZM186 103V104H185ZM210 103V104H209ZM216 103V104H215ZM218 103V104H217ZM256 103H257V105L258 106H256ZM4 104H5V106H4ZM64 104V105H63ZM66 104V105H65ZM74 104V105H73ZM104 104V105H103ZM117 106H116V105ZM124 104V105H123ZM131 104V105H130ZM154 104V103H153ZM245 104V105H246ZM93 105H95V106H93ZM112 105V106H111ZM125 105H127V106H125ZM130 105V106H129ZM135 105V106H134ZM186 105V106H185ZM192 105H194V106H192ZM210 105V106H209ZM227 105V106H226ZM229 105V106H228ZM250 105V104H249ZM255 105V106H254ZM259 105H262V106H259ZM13 106H15V107H13ZM21 106V107H20ZM25 106V107H24ZM69 106V107H68ZM81 106V107H80ZM107 106V107H106ZM115 106H116V108H115ZM132 106V107H131ZM138 106V107H137ZM177 106V103H176V105H175V107H173V110H175V112L173 111V113L174 114H177V112H176V107H178ZM188 106H190V107H188ZM200 108H202V109H200ZM212 106H213V108H212ZM251 106L250 107H245L246 109H248V108H251ZM17 107V108H16ZM30 108V110H29V108ZM52 107V108H51ZM69 109H68V108ZM83 107V108H82ZM102 107H104V108H102ZM109 107H111V108H109ZM118 107V108H117ZM129 109H127V108ZM136 107V108H135ZM142 107V108H141ZM150 109H148V108ZM188 107V108H187ZM195 107H196V109H199V111H197V110H195ZM198 107V108H197ZM206 107V108H205ZM210 107V108H209ZM219 107V108H218ZM259 107V108H258ZM260 107L262 108V110H260ZM11 108V109H10ZM23 108H25V110L23 109ZM58 108V109H57ZM89 108V109H88ZM107 108V109H106ZM123 108H125L124 110H122ZM131 108V109H130ZM134 108V109H133ZM141 108V109H140ZM145 108V109H144ZM147 108V109H146ZM194 108V109H193ZM204 108V109H203ZM245 108H244V111H246L245 110ZM256 108V109H255ZM7 109H8V111H9V109H10V111L8 112L7 111ZM52 111H51V110ZM56 109V110H55ZM102 109V110H101ZM105 109V110H104ZM108 109H111V111L110 110H108ZM116 109H118L117 111H116ZM144 111H143V110ZM191 110L192 111V109H193V112H191V111H189V110ZM225 109V110H224ZM229 109V110H228ZM11 110H12V112H11ZM15 110V111H14ZM29 110V112H25V111H28ZM69 110V111H68ZM82 110H83V113H84V115L82 114ZM89 110H91L90 112H89ZM101 110V111H100ZM135 112H134V111ZM146 110H148V111H146ZM210 110V111H209ZM215 110H216V113H215ZM221 110H222V113H221ZM54 111V113L55 114H58V115H55L54 113H51V112H53ZM65 111V112H64ZM72 111V112H71ZM87 111V113H85ZM107 111V112H106ZM113 111V113H112V115H111V112ZM123 111H128L127 113H128V115H129V117L128 118H130V120H129V122H130V124H131V127L132 128H130V131H131V129H132V131H136L137 129V131L136 132H133V133H131L128 129L127 130H125V128L123 127V125H122V129H119L120 128V125H119V121H121V116L123 115L124 116V114H126V112H123ZM130 111V112H129ZM132 111V112H131ZM145 111H146V113H145ZM186 111V112H185ZM194 111H196V112H194ZM7 112V113H6ZM33 112V114H31ZM48 112H50V113H48ZM61 112V113H60ZM63 112V113H62ZM69 112V113H68ZM73 112H75V113H73ZM77 112V113H76ZM89 112V113H88ZM95 112V113H94ZM100 112V113H99ZM110 112V113H109ZM115 112H117V113H115ZM134 112V113H133ZM190 113V114H187V113ZM203 112V114H206V113H204ZM228 112V113H227ZM261 112V113H260ZM5 113V114H4ZM8 113H9V116H10V118L12 117L14 120H12V118L11 119H9V116H8ZM67 113L70 115V116H67ZM79 113V115H80V120L82 119V120H84V121H80V120H78L79 119V115L77 116V114ZM124 113V114H123ZM139 113H140V115H139ZM231 113V114H230ZM28 114V115H27ZM30 114V115H29ZM52 114H54V115H52ZM62 114V115H61ZM63 114H66L65 115V117L63 116ZM76 114V115H75ZM85 114H87V115H89V116H87V115H85ZM106 116H105V115ZM114 114H116L115 115V117H114ZM118 114V115H117ZM121 114V115H120ZM131 114V115H130ZM134 114H136L138 117H136V115H134ZM143 114H144V116H143ZM149 114H151V115H149ZM172 114V113H171ZM193 114V115H192ZM211 114V115H210ZM7 115V116H6ZM15 115H17L16 117H14ZM51 115V116H50ZM101 116V117H103V121H101V123H100V125H99V123H98V126L96 127V117L98 118V116ZM154 115V116H153ZM188 115H189V117H188ZM226 115H228V116H226ZM231 115V116H230ZM257 115V116H256ZM262 115V116H261ZM19 116V117H18ZM48 116V117H47ZM50 116V117H49ZM59 116V117H58ZM65 118H63V117ZM74 116H75V121L73 122L71 119V117H73L74 118ZM84 116H86V117H84ZM90 116H91V118H90ZM95 116V117H94ZM110 116H112V117H110ZM126 116H127V114H126ZM143 116V117H142ZM152 116V117H151ZM174 116V115H173ZM255 116V117H254ZM6 117V118H5ZM47 117V118H46ZM52 117V118H51ZM56 117V118H55ZM58 117V118H57ZM67 117V118H66ZM68 117H70L71 119V121H72V123H71V121L68 119ZM114 117V118H113ZM133 117V118H132ZM135 117V118H134ZM176 117V116H175ZM186 117H187V120H186ZM62 120H61V119ZM77 118V119H76ZM85 118V119H84ZM87 118V119H86ZM89 118V119H88ZM108 118H109V120H108ZM120 118V119H119ZM189 118V119H188ZM191 118V119H190ZM231 118H233V117H231ZM256 120H254V119ZM260 118V119H259ZM5 119H7V120H5ZM55 119H58V120H55ZM105 119V120H104ZM111 119V120H110ZM123 119V118H122ZM134 119V120H133ZM155 119V118H154ZM262 119V120H261ZM5 120V121H4ZM64 120V121H63ZM71 123L70 125H68L69 124V122ZM79 122H78V121ZM90 120H92L91 122L89 121V123H88V121ZM115 120H117V122H115ZM138 120H139V122H138ZM143 120V121H142ZM258 120H260L259 122H258ZM17 121V122H16ZM54 121H56V122H54ZM62 123H60V122ZM65 121H67V123L65 122ZM112 121L114 122V123H112ZM141 121V122H140ZM177 121V122H176ZM182 121H185L184 123H182ZM8 122V123H7ZM66 123V124H64V123ZM77 122V123H76ZM173 122V120L171 121V124L173 125L174 123H172ZM254 122H258V123H255L254 124ZM5 123V124H4ZM73 123L74 124H76V125H74L76 128H78V130H75L76 128L74 127V126H72L73 125ZM86 123V124H85ZM87 123H88V125L90 124V126H86L85 127V125H87ZM115 123H118V126L115 124ZM144 123V124H143ZM170 123V122H169ZM179 123V124H178ZM93 124V125H92ZM103 124V125H102ZM113 124H115L114 126H113ZM258 126H257V125ZM2 125H3V127H2ZM8 125H10V126H8ZM14 127H13V126ZM65 125V126H64ZM67 125V126H66ZM113 127H112V126ZM135 125V126H134ZM136 125H138V126H136ZM141 125V126H140ZM147 125V124H146ZM171 125V126H172ZM7 126V127H6ZM19 126V127H18ZM70 126H72V127H70ZM78 126H80V127H78ZM95 126V127H94ZM106 126V127H105ZM174 126H175V124H174ZM256 126V127H255ZM10 127V128H9ZM74 127V128H73ZM81 127H84V128H81ZM94 127V128H93ZM105 127V128H104ZM108 127V128H107ZM113 128V129H111V128ZM117 127V128H116ZM142 127V128H141ZM147 127V126H146ZM168 127H170V125L168 126ZM179 127H184V126H181V125H179ZM6 128V129H5ZM8 128V129H7ZM69 128V129H68ZM80 128V129H79ZM88 128H90L91 130V132L92 133H88ZM97 130H96V129ZM101 128V129H100ZM109 128H110V131H109ZM115 128H116V130H115ZM133 128H134V130H133ZM172 128H173V126H172ZM17 129V130H16ZM22 129V130H21ZM68 129V130H67ZM107 129V130H106ZM124 129V130H123ZM139 129H141V131H139ZM171 129V128H170ZM4 130V131H3ZM13 131V135L15 134V136H12V131ZM68 131V133H67V131ZM73 130V131H72ZM93 130V131H92ZM95 130V131H94ZM101 131V132H99V131ZM104 130V131H103ZM113 130V131H112ZM121 130V133L119 132V131ZM19 131H20V133H19ZM86 131H87V135L86 134H84V132L86 133ZM97 131H98V134H97ZM103 131V132H102ZM106 131H107V133H106ZM161 131V133H159ZM164 131H166L165 129H164ZM19 134H18V133ZM94 132V133H93ZM96 132V133H95ZM123 132V133H122ZM137 132H138V134H137ZM262 132V131H261ZM73 133V134H72ZM118 134V135H116V134ZM124 133H125V135H124ZM130 133V134H129ZM134 133H136V134H134ZM140 133V134H139ZM218 133H221V134H223V135H221L220 136V134H219V136H218ZM263 134H264V132H262ZM10 134V135H9ZM70 134V135H69ZM72 134V135H71ZM85 136H84V135ZM97 134V135H96ZM99 134H100V136H99ZM136 136H134V135ZM152 134V135H151ZM157 134L160 136V138L161 139H159V137L157 136ZM234 134V135H233ZM261 134V135H260ZM6 135V136H5ZM19 135H23L22 137L21 136H19ZM104 135V136H103ZM107 135V136H106ZM215 135L217 136V137H219V140H218V142H216V140L218 139L217 137H215ZM247 135V136H246ZM75 136V137H74ZM119 136V137H118ZM222 136H223V138H222ZM232 136V137H231ZM2 137V138H1ZM49 137V138H48ZM85 137H87V138H85ZM95 138L96 137V139L97 138H99V140L97 139H92V138ZM101 137V138H100ZM108 137V139H106V138ZM110 137L114 140V141H112V139H110ZM133 138V140H132V138ZM137 137H138V139H137ZM154 137V138H153ZM166 137H167V135H166ZM185 137V138H184ZM194 137H196V138H194ZM214 137L216 138L215 140H214ZM242 139H241V138ZM85 138V139H84ZM124 138V139H123ZM156 138V139H155ZM185 139V142L183 141L184 139ZM187 138V139H186ZM225 138V139H224ZM228 138V139H227ZM235 138V139H234ZM253 138H255V139H253ZM261 138V139H260ZM262 138H263V140H262ZM14 139H16L17 140V142H16V140H14ZM77 139V140H76ZM83 139V140H82ZM126 139V140H125ZM190 139V140H189ZM202 139H203V141H202ZM222 141H221V140ZM230 139V140H229ZM236 139H237V141H236ZM257 139H259V140H257ZM4 140V141H3ZM13 140V141H12ZM49 140H51L52 142H54V143H52L51 141H49ZM54 140V141H53ZM57 140V142H55ZM92 140V141H91ZM94 140H95V142H94ZM128 140V141H127ZM137 140V141H136ZM139 140V141H138ZM202 141V142H200V141ZM241 140V141H240ZM253 140V141H252ZM256 140V141H255ZM40 141V142H39ZM72 141V142H71ZM80 141L83 143H80ZM86 141V142H85ZM111 142V143H108V142ZM122 141V142H121ZM188 141H189V143H188ZM198 143V144H196V142ZM220 141V142H219ZM231 143H230V142ZM252 141V142H251ZM35 142H37V143H35ZM51 143V144H54V145H56V147H57V149L59 150V151H61V152H59V151H57V149H56V152H59L60 154H62L63 156H62V159L61 160H63V161H60V163H61V166L59 165V167H61V168H59V169H61V172H62V169H64V168H66L65 170H63V174H65L64 176L66 177V178H68V179H66L67 180V182L68 181H70V182H68L70 185H68V183L64 180V177L62 178V183H60V184H62V185H60L61 187H58L57 185H54V184H56L57 183V181L56 182H54L53 180H51V179H49V178H44V177H38V175H37V170H39V167H43L44 166V164H46L47 165V163L48 162H50L51 160H49L48 161V159H50L51 157H52V153L51 152H48V150L47 149H50V148H46L47 147V145L49 146V144H47V143ZM70 142V143H69ZM74 142V143H73ZM114 142V143H113ZM117 142V143H116ZM130 142V143H129ZM166 142H167V140H166ZM192 142H194V143H192ZM222 142H223V144H222ZM237 142H238V144H237ZM241 142H243L242 143V145H240L241 144ZM255 142V143H254ZM262 142V143H261ZM39 143V144H38ZM41 143H43V144H41ZM60 143V144H59ZM70 145V146H68V144ZM79 143V144H78ZM92 143H94V144H92ZM135 143V144H134ZM136 143H138V144H136ZM201 143V144H200ZM210 143V144H209ZM220 143V144H219ZM228 143H230V144H228ZM234 143H236V144H234ZM250 143V144H249ZM16 144V145H15ZM35 144H36V146H35ZM38 144V145H37ZM45 144V145H44ZM58 144V145H57ZM75 144V145H74ZM79 146H78V145ZM92 144V145H91ZM118 144H119V146H118ZM186 144V145H187ZM222 144V145H221ZM232 144H234V145H232ZM33 145V146H32ZM42 145V146H41ZM73 145V146H72ZM81 145V146H80ZM83 145H85L86 147L84 148V146ZM122 145V146H121ZM132 145H134V146H132ZM136 145H138V146H136ZM140 145V146H139ZM150 145V146H149ZM200 145V146H199ZM209 145V146H208ZM236 145H238L237 147H236ZM258 145H260V146H258ZM44 146V147H43ZM83 146V147H82ZM208 146V147H207ZM230 146L232 147H234L233 149L231 148L230 149ZM239 146H240V148H239ZM242 146V147H241ZM35 147V148H34ZM41 147V148H40ZM55 147V148H56ZM67 148V149H65V148ZM79 147V148H78ZM140 147V149H138ZM151 147V148H150ZM207 147V148H206ZM225 147V148H224ZM44 148H46V149H44ZM60 148V149H59ZM114 148V149H113ZM116 148V149H115ZM136 148H137V152H136ZM147 148H150V149H147ZM229 149V151H227L228 149ZM241 149V152H240V150L239 149ZM34 149H35V151H34ZM92 149V150H91ZM132 149V150H131ZM223 149V150H222ZM258 149V150H257ZM261 149V150H260ZM14 150V151H13ZM30 150V151H29ZM38 150V151H37ZM43 152V154L41 153V151ZM90 152H89V151ZM113 150V151H112ZM149 150V151H148ZM236 150V151H235ZM239 150V151H238ZM243 150H244V152H243ZM17 152L16 154H23V152H24V154H23V156H27V155H29V160H31V161H29V160H27V163H24V162H26V160H23L22 162H21V164H20V166H19V168L21 167V170H19V172L22 174L23 172H25V173H23V174H27L28 173V176L27 175H24V176H26L24 179H20V181L22 180H24V182H20V183H23V184H19L18 182H19V180L16 182V179L15 178H9V174H7V173H9V172H7V171H4L5 170V163H6V160H7V158L10 156V152ZM32 151L34 152V153H32ZM36 151H37V154L35 155V153H36ZM40 151V152H39ZM47 151V152H46ZM82 151V152H83ZM118 151V152H117ZM121 151V152H120ZM122 151H123V153H122ZM140 151V152H139ZM210 151V152H209ZM217 151V152H216ZM221 151V152H220ZM226 151V152H225ZM232 151V152H231ZM19 152H22V153H19ZM120 152V153H119ZM143 152H144V154H146V155H144L143 154ZM150 152H151V154H150ZM235 152H236V154H235ZM240 152V153H239ZM26 153H27V155H26ZM48 153H51V154H48ZM84 153V154H85ZM93 153V154H92ZM114 153V154H113ZM118 153V154H117ZM126 153V154H125ZM135 155H134V154ZM148 153V154H147ZM217 153V154H216ZM229 153H230V155H231V153H233L234 154V156H236V160H235V163L234 162H230L229 163ZM241 153H242V155H241ZM244 153V154H243ZM9 154V155H8ZM115 154H117V155H115ZM240 154V155H239ZM245 154H247L246 156H245ZM40 155V156H39ZM46 156V157H44V156ZM94 155V156H93ZM125 155V156H124ZM218 155H220L219 157H218V159H217V156ZM221 155H222V158H224V159H222L221 158ZM32 156V157H31ZM34 156V157H33ZM37 156H39V157H37ZM105 156H106V154H105ZM117 156V157H116ZM125 158H124V157ZM130 156V157H129ZM187 156V157H186ZM226 156V157H225ZM228 156V157H227ZM28 157V156H27ZM26 157V158H27ZM65 157V158H64ZM115 157V158H114ZM129 157V158H128ZM132 157V158H131ZM144 157H146V158H144ZM216 157V158H215ZM237 157H239V158H237ZM246 157V158H245ZM248 157H249V161H247L248 160ZM251 157V158H250ZM37 158V159H36ZM43 158V159H42ZM92 158H93V160H92ZM95 158V159H94ZM96 158L98 159V160H96ZM114 158V159H113ZM124 158V159H123ZM136 158V159H135ZM46 159V160H45ZM64 159H67V160H64ZM102 159V160H103ZM123 161H122V160ZM128 159V160H127ZM140 159V160H139ZM213 159H217V160H213ZM228 159V160H227ZM39 160V161H38ZM43 160V161H42ZM118 161V163H115V162H117ZM134 160V161H133ZM220 162H219V161ZM238 160V161H237ZM29 161V162H28ZM69 161V160H68ZM121 163H120V162ZM127 161V162H126ZM203 161V162H204ZM213 161V162H212ZM218 161V162H217ZM221 161H222V164H221ZM237 161V162H236ZM242 161V162H241ZM252 161V162H251ZM31 162H32V164H31ZM40 162H42V163H44V164H40ZM45 162H47V163H45ZM67 164V166H65L66 164ZM183 162V166H182V163ZM39 163V164H38ZM53 163V162H52ZM51 163V164H52ZM101 163H102V161H101ZM100 163V164H101ZM123 163V164H122ZM126 163V164H125ZM140 163V164H139ZM177 163V164H176ZM214 163V164H213ZM219 163V164H218ZM228 163H229V165H228ZM234 163V164H233ZM247 163V164H246ZM255 163V164H254ZM262 163V164H261ZM50 166H51V164L50 163H48ZM64 164V165H63ZM104 164V162L102 163V165ZM104 164V165H105ZM186 164V165H185ZM210 164V165H209ZM213 164V165H212ZM216 164H217V166H216ZM231 164H232V166H231ZM252 164V165H251ZM39 165V166H38ZM41 165V166H40ZM49 165H47V166H49ZM63 165V166H62ZM110 165V166H109ZM114 165V166H113ZM175 165V166H174ZM178 165V166H177ZM185 165V166H184ZM209 165V166H208ZM251 167H250V166ZM25 166V167H24ZM36 166V167H35ZM49 166V167H50ZM54 165L52 164V166L51 167H53ZM65 166V167H64ZM113 166V167H112ZM119 166H120V168H119ZM145 166H147V165H145ZM174 166V167H173ZM208 166V167H207ZM212 166V167H211ZM227 166V167H226ZM35 167V168H34ZM38 167V168H37ZM64 167V168H63ZM140 167H141V169H140ZM183 167V168H185L186 169V167H187V169L186 170H184V169H182L181 170V168ZM218 167V168H217ZM222 167H223V170H221L222 169ZM229 167V168H228ZM233 167V168H232ZM247 167H249V172H248V168ZM3 168H4V170H3ZM36 168H37V170H36ZM109 168V169H108ZM124 168V169H123ZM139 168V169H138ZM176 168V169H175ZM179 168V169H178ZM213 168L215 169V170H213ZM2 169V170H1ZM114 169V170H113ZM137 169V170H136ZM167 169V170H166ZM181 170L179 173L177 172V171H175V170ZM191 169V170H190ZM217 169V170H216ZM219 169H220V171H219ZM36 170V171H35ZM68 170V171H67ZM184 170V171H183ZM190 170V171H189ZM233 170V171H232ZM238 170V171H237ZM65 171V172H64ZM122 171V172H121ZM193 171V172H192ZM204 171H209V173L207 174L206 172L205 173H203ZM230 171V172H229ZM232 171V172H231ZM27 172V173H26ZM66 172H68V173H66ZM173 172V173H172ZM176 172V173H175ZM187 172V173H186ZM188 172H190V173H188ZM195 172H196V169H195ZM215 174H214V173ZM223 172H224V174L225 175H223ZM227 174H226V173ZM241 172V173H240ZM246 172H247V174H246ZM32 173V174H31ZM71 173V174H70ZM175 173V174H174ZM193 173V174H192ZM230 175H229V174ZM6 174V175H5ZM31 174V175H30ZM69 174V177H71V178H69L67 175ZM120 174V175H119ZM173 174V175H172ZM178 174H180V175H178ZM189 176H188V175ZM218 174V175H217ZM71 175V176H70ZM137 175H138V177H137ZM176 175H178V177L176 176ZM187 175V176H186ZM192 175V176H191ZM208 175H209V177H208ZM235 175V176H234ZM241 175V176H240ZM243 175H246L245 177H246V179H245V177L243 176ZM124 176V177H123ZM144 176V177H143ZM162 176V177H161ZM165 176V177H164ZM170 176H172V177H170ZM174 176V177H173ZM191 176V177H190ZM194 176V177H193ZM212 176H214V177H212ZM237 176V177H236ZM73 177V178H72ZM128 177V178H127ZM132 177V178H131ZM134 177V178H133ZM172 179V178H174V179H172V180H174V182L170 179V178ZM181 177H184V178H181ZM200 177V178H199ZM229 179H228V178ZM233 177V178H232ZM243 177V178H242ZM7 178V179H6ZM124 178V179H123ZM136 178L137 179H139L140 178V180L142 181V183L143 184H145V185H141V186H143L142 188H140L139 187V184H132V182L134 181V182H136L137 180H136ZM168 178V179H167ZM181 178V179H180ZM188 180H187V179ZM206 178H207V181H206ZM26 179V180H25ZM33 181H32V180ZM35 179V180H34ZM75 179V178H74ZM158 179V180H157ZM160 179H161V181H160ZM165 179V180H164ZM180 179V180H179ZM184 179V180H183ZM190 179V180H189ZM192 179V180H191ZM212 179H214V180H212ZM238 179V180H237ZM242 179V180H241ZM262 179V180H261ZM27 180H29V181H27ZM38 182H37V181ZM41 180V181H40ZM43 180H44V183H43ZM47 180V181H46ZM63 180L66 182V188L68 187V188H70V190H72L73 192H74V196H71L72 195V191H70V190H68V191H70V192H66V190L64 189L65 188V185L63 186V184H65V182H63ZM131 180V181H130ZM155 180V181H154ZM178 180V181H177ZM184 182H183V181ZM186 180V181H185ZM195 180V181H194ZM198 180V181H197ZM200 180V181H199ZM201 180H204V182H202ZM228 180V181H227ZM230 180V181H229ZM235 180H237V181H235ZM240 180V181H239ZM25 181H26V184H27V186L29 185V187H27L26 185H25ZM31 181V182H30ZM35 181V182H34ZM46 181V182H45ZM54 183H53V182ZM124 181V182H123ZM129 182V184H128V182ZM164 181V183H161V182H163ZM165 181H168V182H165ZM187 181H188V184L190 183V185H188V184H186V186L184 185L183 186V184H182V182L183 183H187ZM212 181L213 182H215L214 184L212 183ZM242 181H243V184H242ZM245 181V182H244ZM257 181V182H256ZM13 182V183H12ZM28 182V183H27ZM29 182H30V184L32 183V186L29 184ZM40 182V183H39ZM52 182V183H51ZM122 182H123V186L122 185H120V184H122ZM131 182V183H130ZM170 182V186H166V185H168V183ZM177 182V183H176ZM179 182V183H178ZM181 182V183H180ZM193 182V183H192ZM197 182V183H196ZM207 182H209V184L207 183ZM230 182V183H229ZM236 182V183H235ZM34 183V184H33ZM40 184V185H37V184ZM49 183V184H48ZM126 183V184H125ZM149 183V184H148ZM167 183V184H166ZM176 183V184H175ZM213 185H212V184ZM231 183H234V184H232V186H231ZM13 184V185H12ZM50 184H51V186H50ZM155 184V185H154ZM158 184V185H157ZM162 184H164V185H162ZM180 184V185H179ZM196 186H195V185ZM202 184V185H201ZM205 184V185H204ZM237 184H240V185H237ZM263 184V185H262ZM22 185V186H21ZM134 187H136V188H138V190L136 189V191H133V190H131V192H130V188H134ZM199 185H200V187H199ZM21 186V187H20ZM24 186V187H23ZM31 186V187H30ZM53 186H57V187H55V188H53ZM70 186H72V187H70ZM119 186H121L120 188H118ZM126 186V187H125ZM130 186V187H129ZM132 186V187H131ZM148 186V187H147ZM152 186V187H151ZM175 186V187H174ZM177 186V187H176ZM180 186V187H179ZM182 186V187H181ZM206 186H207V188H206ZM212 186V187H211ZM216 186V187H215ZM240 186H242L241 187V191L240 190H238V188L240 189ZM26 187V188H25ZM36 187V188H35ZM150 187V188H149ZM153 187H155V189L153 188ZM159 187V188H158ZM161 187V188H160ZM168 187H171L170 189L168 188ZM210 187V188H209ZM232 187V188H231ZM238 187V188H237ZM6 190H5V189ZM13 188H14V190H13ZM37 188H38V190H37ZM42 190H40V189ZM57 188H59V191H60V188L62 189L63 188V190H64V192H66V193H64L63 192V190H61V192L62 193H64L65 195L63 196V194L62 193H60L59 191L57 192ZM67 188V189H68ZM144 188V189H143ZM148 190H147V189ZM157 188V189H156ZM178 190H177V189ZM181 188H182V190H181ZM198 188H200V190L198 191ZM202 188H204V189H202ZM32 189H34L33 191H31ZM51 189H53V190H51ZM95 189V188H94ZM117 189H119V190H117ZM125 189H126V191H125ZM165 189H167L168 191H173V193L171 194L170 192H168V191H166ZM180 189V190H179ZM16 190V191H15ZM44 190L46 191V193H43L45 196H43V194L41 193V192H44ZM50 190V191H49ZM56 191V193H55V191ZM75 190V189H74ZM120 190L122 191V192H120ZM153 190V191H152ZM189 190V191H188ZM197 190V191H196ZM205 190V191H204ZM223 190V191H222ZM235 190H236V192H237V190H238V194L237 193H235ZM41 191V192H40ZM105 191V190H104ZM109 191V192H108ZM129 191V192H128ZM146 191V192H145ZM178 191V192H177ZM195 191V192H194ZM204 191V192H203ZM207 191V192H206ZM220 191V192H219ZM239 191H240V193H239ZM261 191H262V193H261ZM41 193V194H39V193ZM54 192V193H53ZM125 194H124V193ZM127 192V193H126ZM134 192V193H133ZM140 192H142L141 194H140ZM150 192V193H149ZM153 192V193H152ZM156 192V193H155ZM159 193V195H158V193ZM160 192H162V193H160ZM200 192V193H199ZM212 192V193H211ZM16 193H17V195L20 197V195H21V197L20 198H16L15 200H12V197H17V195H16ZM32 193V194H31ZM36 193V194H35ZM52 193V194H51ZM57 193H60L59 195H57ZM70 193H71V195H70ZM133 193V194H132ZM138 193H139V195H138ZM145 193L147 194V195H145ZM164 193V194H163ZM170 193V194H169ZM192 193V194H191ZM193 193H194V195L195 196H197L196 197V199L198 200H196L195 199V196H193ZM195 193H198V194H195ZM207 193V194H206ZM227 193V194H226ZM259 193V194H258ZM50 196H48V195ZM55 194V195H54ZM149 194V195H148ZM152 194H153V196H152ZM155 194H157V195H155ZM180 194V193H179ZM183 194H184V196H186V197H184L183 196ZM190 194V195H189ZM224 194V195H223ZM235 194H236V196H235ZM243 194V195H242ZM247 194V195H246ZM11 195V196H10ZM15 195V196H14ZM38 195H40V197L38 196ZM138 195V196H137ZM170 195V196H169ZM217 197H216V196ZM221 195V196H220ZM230 195V196H229ZM240 195V196H239ZM33 196H34V198H33ZM52 196H55V197H52ZM57 196H59V197H57ZM67 196V197H66ZM69 196H71V197H69ZM115 196H116V198H115ZM125 196V197H124ZM133 196V197H132ZM135 196H137V198L138 199H136V201L134 202V199L136 198ZM144 198H143V197ZM153 198H152V197ZM165 196H169V197H165ZM191 197L192 198V200H191V198L189 199V201H188V199H186V198H188V197ZM193 196V197H192ZM213 196V197H212ZM234 196V197H233ZM237 196H239L238 197V200H237V202L235 201L236 200V197ZM241 196H244L243 198L241 197ZM35 197H36V199H35ZM44 197V198H43ZM48 197V198H47ZM52 197V198H51ZM73 197V198H72ZM76 197V198H75ZM130 197H132V198H130ZM157 197V198H156ZM161 197V198H160ZM198 197H201V198H198ZM204 197H206V198H204ZM222 197V198H221ZM231 197V198H230ZM45 198H47L46 200H45ZM58 198V199H57ZM69 198H70V200H69ZM114 198V199H113ZM128 198V199H127ZM130 198V199H129ZM142 198V199H141ZM150 198V199H149ZM152 198V199H151ZM158 198H159V200H158ZM164 198H166V199H164ZM214 198V199H213ZM230 198V199H229ZM235 198V199H234ZM248 199V201H247V199ZM258 198H259V200H258ZM19 200V201H16V200ZM24 199V200H23ZM34 199V200H33ZM49 199V200H48ZM56 199V200H55ZM155 199H156V201H155ZM200 199V200H199ZM217 199V200H216ZM241 199H244V200H241ZM28 200V201H27ZM36 200V201H35ZM66 200H68V201H66ZM119 200V201H118ZM130 202H129V201ZM187 200V202H188V204H187V202L186 203H184L185 201ZM194 200H195V202L197 201V203H191V202H194ZM202 200H203V202H202ZM207 200V201H206ZM209 200H211V202L212 203H210V201ZM213 200V201H212ZM216 200V201H215ZM241 200V201H240ZM16 201V202H15ZM45 201V202H44ZM124 201V202H123ZM133 201V202H132ZM146 201V202H147ZM161 201V202H160ZM204 201H205V203H204ZM240 201V202H239ZM245 202L244 204L242 203V202ZM255 201V202H254ZM21 202V203H20ZM31 202V203H30ZM44 202V203H43ZM156 202V203H155ZM191 204H190V203ZM218 202V203H217ZM233 202V203H232ZM235 202L237 203L236 205H235ZM253 204H252V203ZM8 203H9V205H10V207H9V205H8ZM20 203V205H18V204ZM37 203V204H36ZM47 203V204H46ZM123 203V204H122ZM127 203H129V204H127ZM184 203V204H183ZM199 203H200V205H199ZM203 203V204H202ZM248 203V205H246ZM25 204V205H24ZM39 204V205H38ZM45 204H46V206H45ZM68 204V205H67ZM71 206H70V205ZM185 204H187L188 206H184ZM190 204V205H189ZM194 204H196V205H194ZM17 205V207H15ZM22 205H24L23 207H22ZM48 205V206H47ZM132 205H135V207L134 206H132ZM138 205V204H137ZM194 206V207H191L190 209L189 208H187V207H190V206ZM199 205V206H198ZM209 205H210V207H209ZM243 205V206H242ZM13 206V207H12ZM20 206V207H19ZM45 206V207H44ZM69 206V207H68ZM122 208H121V207ZM124 206V207H123ZM127 206H131V208H132V210H131V208L130 207H128L127 208ZM236 206V207H235ZM238 206V207H237ZM242 206V207H241ZM247 206H248V208H247ZM252 206H254V207H252ZM6 207H8V208H6ZM120 207V208H119ZM196 207V208H195ZM202 207H204V208H202ZM10 208V209H9ZM12 208V209H11ZM16 208V209H15ZM27 208V209H26ZM41 208V209H40ZM124 208V209H123ZM130 208V209H129ZM133 208H134V211H133ZM136 208V209H135ZM202 208V209H201ZM235 208V209H234ZM240 209V210H238V209ZM250 208V209H249ZM13 209H15V211L13 210ZM19 209V210H18ZM38 209V210H37ZM193 209H194V211H193ZM196 209V210H195ZM210 209V210H209ZM9 210H13L12 212H10ZM28 210L30 211V212H28ZM187 210H188V212H187ZM191 210V211H190ZM236 212H234V211ZM17 211H20V212H18L17 213ZM239 211V212H238ZM242 211V212H241ZM2 212V213H1ZM15 212V213H14ZM186 212V213H185ZM194 212V213H193ZM204 212V213H203ZM209 212V213H208ZM235 213V214H233V213ZM248 212V213H247ZM11 213H13V214H11ZM16 213H17V215H16ZM208 213V214H207ZM244 213H245V215H244ZM142 214V213H141ZM190 214H192L191 216H189ZM195 214V215H194ZM211 214V215H210ZM235 216V218H234V216ZM242 214V215H241ZM12 215V216H11ZM187 216H189V217H187ZM232 218H231V217ZM13 217V218H12ZM186 217V218H185ZM195 217V218H194ZM229 217V218H228ZM11 218V219H10ZM200 218V219H199ZM231 218V219H230ZM237 218V219H236ZM242 218V219H241ZM248 218V219H247ZM250 218V219H249ZM5 219H6V221H5ZM9 221H8V220ZM195 219V220H194ZM226 219V220H225ZM239 219V220H238ZM232 220V221H231ZM235 220V221H234ZM244 220V221H243ZM6 222V223H4V222ZM8 221V222H7ZM238 223H237V222ZM247 221V222H246ZM195 222V223H194ZM231 222V223H230ZM234 224H233V223ZM245 222V223H244ZM230 225H228V224ZM183 224V225H182ZM195 224V225H194ZM9 225V226H8ZM182 225V226H181ZM198 225V226H197ZM215 225V226H214ZM238 226V227H236V226ZM10 226H12V228H10ZM194 226V227H193ZM197 226V227H196ZM212 226H214V227H212ZM221 226V227H220ZM250 226V227H249ZM183 227V228H182ZM187 227H189V228H187ZM199 227V228H198ZM202 227V228H201ZM206 227V228H205ZM4 228V229H3ZM18 228V229H17ZM185 228V229H184ZM205 228V229H204ZM209 228L212 230H209ZM243 228V229H242ZM13 229H16V230H13ZM21 229V230H20ZM193 229V230H192ZM196 229V230H195ZM201 229V230H200ZM203 229V230H202ZM237 229V230H236ZM176 230V231H175ZM181 230V231H180ZM198 230V231H197ZM208 230V232L210 231V232H212V233H208V232H206V231ZM215 230V231H214ZM217 230H220V231H218L217 232ZM223 230V231H222ZM233 232H232V231ZM33 231V232H32ZM164 231H166V229H164ZM181 233H180V232ZM184 231H186V232H184ZM190 231V232H189ZM194 231V232H193ZM202 231V232H201ZM205 231V232H204ZM214 231V232H213ZM222 231V232H221ZM259 231V232H258ZM263 231V232H262ZM18 232V233H19ZM29 232H31V233H29ZM28 232V238H31L32 239V241H35V239H33V238H37V236L36 237H33L32 238V236H34V235H37L36 233V230L32 227V229L30 230ZM180 234H179V233ZM198 232V233H197ZM227 232V233H226ZM229 232V233H228ZM232 232V233H231ZM176 233L177 234H179L178 236H175L176 235ZM185 233H187L186 235H185ZM201 233V234H200ZM207 233V234H206ZM215 233H217V234H215ZM219 233V234H218ZM220 233H221V236H220ZM34 234V235H33ZM165 234H166V232H165ZM171 234V235H172ZM194 234V235H193ZM213 234V235H212ZM224 236H223V235ZM232 236L233 235V237H231L230 235ZM29 235H31V236H29ZM186 236V239H184L185 238V236ZM189 235V236H188ZM200 235H203V236H200ZM206 235V236H205ZM214 235H216L214 238H216V239H214L213 238V236ZM217 235H218V237H217ZM226 235V236H225ZM227 235H228V237H227ZM1 236V235H0ZM175 236V237H174ZM184 236V237H183ZM200 236V237H199ZM230 236V237H229ZM248 236V237H247ZM252 236V237H251ZM160 237H161V235H160ZM177 237V238H176ZM188 237V238H187ZM191 237H193V239L191 238ZM204 237H206V238H204ZM227 237V238H226ZM27 238V240H29ZM161 238V239H162ZM182 238V239H181ZM194 238H196V239H194ZM213 238V239H212ZM219 240H218V239ZM220 238H221V240H220ZM230 238H233L234 239V241L232 240V242H231V239H230V241H228ZM30 239V240H31ZM164 239H165V241H164ZM171 239V240H170ZM227 239V242L225 241ZM182 240V241H181ZM188 240L190 241L189 243H188ZM192 240H196V242H194V241H192ZM198 240V241H197ZM200 240V241H199ZM205 240V241H204ZM214 240V241H213ZM218 242H217V241ZM241 240V241H240ZM167 241V242H166ZM176 241V242H175ZM179 241V242H178ZM181 241V242H180ZM208 241V242H207ZM217 243H216V242ZM220 241V242H219ZM221 241H223L222 243H221ZM224 241H225V243H224ZM239 241V242H238ZM2 242H4L3 241V239L2 238H0V245L1 246H4V243H2ZM114 242V243H113ZM169 242H170V244H169ZM172 242V243H171ZM236 242V243H235ZM112 243L114 244V246H117L115 243H116V241L115 240H113L112 241ZM161 244V243H160ZM163 244V243H162ZM197 244V245H196ZM169 245V246H168ZM232 245V246H231ZM236 245V246H235ZM167 246V247H166ZM177 246V247H176ZM176 247V248H175ZM182 247V248H181ZM185 247V248H184ZM30 249H29V251H31V252H33L34 250V248L31 246V247H29ZM166 248H168V249H166ZM187 248V249H186ZM190 248V249H189ZM194 248V249H193ZM223 248V249H222ZM228 248V249H227ZM236 248H237V250H236ZM240 248V249H239ZM180 250V251H179ZM190 252H189V251ZM231 250V251H230ZM237 252H236V251ZM239 250H240V252H239ZM160 251V252H161ZM168 251V252H167ZM175 251V252H174ZM208 251V252H207ZM236 252V253H235ZM254 252V253H253ZM162 253V252H161ZM164 253V252H163ZM187 253V254H186ZM194 255H192V254ZM199 253V254H198ZM237 253H238V256H237ZM236 254V255H235ZM162 255L163 254H161V257H162ZM173 255V256H172ZM178 255V256H177ZM180 255H181V257H180ZM192 255V256H191ZM241 255V256H240ZM255 255V256H254ZM206 256V257H205ZM223 256H224V258H223ZM237 256V257H236ZM245 256V257H244ZM125 257V256H124ZM127 257V256H126ZM125 257V258H126ZM161 257H159V259L161 258ZM162 257V258H163ZM177 257V258H176ZM186 257V258H185ZM193 257H194V259H195V261H194V259H193ZM211 257V258H210ZM128 258H130V257H128ZM179 258V259H178ZM181 258V259H180ZM190 258V259H189ZM228 260H227V259ZM230 258H231V260H230ZM234 258H236L237 259V262H236V259H234ZM256 258H258V259H256ZM159 259H158V261H159ZM188 259V260H187ZM191 259L193 260V261H191ZM200 259V260H199ZM205 259V260H204ZM210 259V260H209ZM127 260H130V262H132L131 260H134V259H127ZM157 260V259H156ZM155 260V261H156ZM165 262H167L166 264H168L169 262L167 261V260H165V259H163ZM185 260V261H184ZM186 260H187V262H186ZM197 260H198V262H197ZM211 260H212V262H211ZM240 260V261H239ZM251 260V261H250ZM162 262V259H160V262H158L159 264L160 263H165V262ZM179 261V262H178ZM181 261V262H180ZM200 261V262H199ZM203 261V262H202ZM205 261V262H204ZM245 261H247V262H245ZM130 262H128V263H130ZM157 262V261H156ZM176 262V263H175ZM133 263V262H132ZM132 263H130V264H132ZM134 264V263H133ZM157 264V263H156Z\"/></svg>",
	"mask_w": 264,
	"mask_h": 264
}]
</instances>
